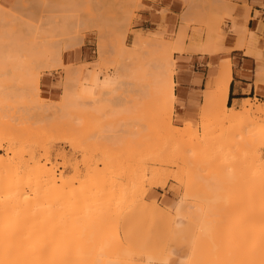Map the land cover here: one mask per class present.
<instances>
[{"label": "rangeland", "instance_id": "obj_1", "mask_svg": "<svg viewBox=\"0 0 264 264\" xmlns=\"http://www.w3.org/2000/svg\"><path fill=\"white\" fill-rule=\"evenodd\" d=\"M169 1H173L174 2V5H176L175 7L173 5L172 10L169 7V3H170ZM150 3L155 4L157 7H159L158 10H156L155 8H152L151 6H149ZM180 4H182V8L179 7ZM51 7H53V8H51ZM54 8H56V9H54ZM236 8H238V6L232 4L229 0H0V134H2L4 136V138H7L9 136L8 138H11V141H12V139H14V137L16 139H18L19 141H21L20 139H23V141L25 140V144H26V142H28L26 144V146L30 145L29 147H31V149L29 151H31L32 148H34L32 151L35 150L37 156L44 157L45 156L44 155V152H45V149L46 148H47L46 150L49 149L52 152L53 162L55 163V165L58 168L57 173L58 174L61 173V175L59 174V176H60L59 178L62 179V180L59 179V182L63 181V179H65V178H68V180H72L73 181V184H74V185L72 184V186H71V188H72V189H70L71 192L68 191L69 194H64V196H62V197L65 198L66 197L65 195H70L73 192H76V194L79 191L81 192V195H80V192L77 194V195H80V196H77V197L78 198L80 197L81 199L80 198L78 199L76 197V200L75 199L73 200L74 202L72 203V206L70 205V207L72 208L73 206H75L73 204L76 203V206L74 208H72V211L73 210L76 211V209H78L79 206H80L81 209L84 210L83 207H85V205L87 204L86 203L87 200L84 199V196L86 198H88L86 196L87 194H89L90 196H92L95 193V192L94 193L91 192L93 190L88 191V190L91 189V187L92 188L94 187L93 188L94 191L96 189L97 190H100V191L102 189L108 190L107 188H109L110 185H111L110 183H112L110 180L113 179L112 180L113 183L111 185L112 188H110V190L112 192V189L115 188L114 190H115L116 193L114 192V194H112L111 197L115 196V197H113L115 199H113V198L112 199L113 200L118 199V201H117L118 203L121 201L120 202L121 204L119 203L120 205L116 201L111 200L110 197H109L110 200L106 199V196H107L106 193L108 191L106 193H105V191H102L100 197L98 196V194L100 192L97 191L98 194L97 193L96 194H97V196L99 197L100 200H96L97 199L96 195H93V197L91 198L93 201L96 200V201H99L97 203H100V202H102V199H103L102 196L104 195V197H105V199H103L104 202H106V201L107 202H111L112 201L113 204L117 203V205H115V207L112 204V202L109 203V204L113 205V207H111V205H109L107 202H106L107 204L105 203V205H107V207L109 205L111 208H114V210L113 209H110V212L112 210V211H114V213L112 212V214H113V216H111L112 219H110V217L108 219V220H111V222H113V223L111 224V222L109 221L108 222L109 224L106 223V226H104V227L102 226V229L100 228L101 230H99L97 232L98 234L100 232V235L102 236V238H103V235L104 236L105 235L109 236V234H107V233L111 232V230L115 229V227L118 228V230L120 232V235L122 237V236H124V234L126 232H129L130 234H132V233H134V231H136L138 229H141L142 224L143 225L148 224L149 221H145L144 222V217H143V214L141 213V211L145 207V201L154 202V203H156L158 205V207L166 208V209H167V207L165 205V201L166 200H168V201H176V200H178V201H184V202L187 201L188 202V203H186L187 206L189 205V206L194 207L193 206V203H196L194 205H197L196 208H198L199 205H200L201 207L198 208V212H199V210L201 211L203 209L201 212L204 213V206L206 205L205 204L206 202L203 200V198H202V201H201V196L202 197H205V196H203L201 194L202 193V189H200L202 187V185H204L203 182H206V180L204 181V179L207 177L206 179H209L210 180L213 176H214L213 178L216 179L217 178V175H218L217 173H219L220 180L222 178V180L225 179L223 181H226L227 180V182H228L231 179H234L235 178V176H234V174H235L234 168L237 171V166H238V168L240 169V171H237V172H239V173H241L242 171L246 170L247 166H249V165H246V164H249L250 161L248 162L247 160L245 161L244 159H246L245 157L248 158V155H250L252 152L249 153V154H247V156H245L244 153L242 154V152H244L245 150L248 151L247 150V149H249V148H247L248 146L246 147L247 149H245L244 151H241V150H243L242 149L243 148V145L240 147L241 150L238 149L239 147H236L235 146L237 148L236 149L235 147H233L234 145H232V148L235 149V153L237 151H239L238 153L240 155L238 153L237 154L231 153V156L232 155H235V157L238 158V156L243 155L242 156L243 158L241 157V158L236 159L234 157V159H235L234 161H233V158H231V160L233 161L232 163L234 164V162L237 160L238 161V165H236V167L233 166V168H230V166H231V164H230V166L228 167L227 165H229V161H231L230 160V157H229L230 156L229 155L230 154V151H234V150L227 151L229 153L228 155H226V153L223 154L222 152H224V151L222 150V148L225 149V147L227 148V146L223 147L225 143L220 144L219 143V140H220V138H222L223 140L225 139V137H220V135L222 134L220 132L223 131V133H224L223 136H225V133H226L225 131L226 130H229L230 131V129L232 128V125L233 124L230 123V122H227V119L225 121L222 120V122L220 120V122H219V118H217L218 117V113L216 111L215 113H217L216 114L217 115L216 116L217 119L214 118V117L213 118L210 117V120H211V123H212V127L214 126L213 128L215 130L212 133L211 132V128H210L211 125H210V127H209L210 129L207 128L208 129L207 131L206 130H203V131H206V132H204V134H206L208 132V136L210 135L209 133H211V135H212V134H216L218 132L219 135L218 134L217 135L219 136L218 137L219 140H217L218 138L215 139V137H214V138H211V140H206L207 142H205V140H203L204 138L203 139L201 138L204 135L201 127L204 126V125H206V124H208L207 121L206 122L204 121L205 122V124H204V122L201 120L204 117L200 118L201 117L200 114H202L204 112V111L202 112V109L203 108L206 109L205 108V104H207V103H203L204 100H205L204 99L205 98L204 97V90L203 91L202 90L197 91L195 93L197 96L194 98V101H192L189 104H187V106H185L184 104L176 103L175 104V108L172 111L173 113L171 112V114H170V112L168 111V114H165L164 113V108L167 109L166 107H168V105L165 104L166 106L163 107L164 104H163V102L161 100L160 101L162 102V104L159 101H157V102H159L158 104L157 103L155 104V101H154L155 99L153 101L150 100L151 99L150 96H149L150 93L147 94L149 96L148 97L149 99H147V97H146V99H144L143 98L144 95L140 91V88L142 86L140 88H138L139 84H136V85H138L137 87H134L135 86L134 85L135 83L134 84L132 83L133 85H127V83L126 84H123L122 81H124V80H122V79H124V78L121 77L122 78L121 79L120 76H119L120 74H117V72H116V71L119 72L118 69L120 68V67H118L119 65H117V63L119 61L120 62L123 61V64L125 66L126 65L127 66L129 65L130 66L131 64H126L127 62L124 63L125 58L123 60H122V58H119V57H123V55L120 53L121 55L119 54V56H118L117 54L120 52L121 49H124L122 45H124V47H126L127 50H128V48L129 49L130 48H133L132 42L134 41V36L136 34H143L145 37H147V38H149L151 40L152 39H156V43L157 44L154 43L155 46L151 45V44H153L151 42L150 46H147L145 48H140V51L138 53L142 54V56H145L146 55L145 49H147V48H149L151 46L154 49V47L157 48L158 47V44L160 45L161 43H170L169 41H171V43H174L176 41V39L178 38V34H179L180 37H183V35L185 36V38L183 37L184 38V43L182 41L184 47H186L187 44H188L187 47L190 46L189 49H187V47L185 48V49H187L186 50V54H194V53L205 54V53H208L209 50H211V49H216V50H219L220 52L221 51H226V49L223 47L226 39L230 36V34H235V35H237V36H239L241 38L242 42L244 41L247 44L248 49H249V52L252 55H254L257 58V60L259 61V63L261 64V66L258 67V70H257V79H256V86L259 89V84L264 83V36L263 35L262 36H257V34L253 32L254 27H255L254 25H251V29L250 30L244 32L241 29L243 27V25L241 23H239V18L233 14L234 13V10ZM66 9L69 12L66 11ZM81 9H86V13H88L87 12V9L88 10L90 9L89 10V13H90V11H93L92 13H97L96 15L94 14L95 16H97V15L100 16V14H102L101 15L102 18L100 17V19H102L103 21H105L104 24H103L104 25V28L103 29L102 28L100 29L101 26L103 27V25H101L99 27V29L101 30V33L103 31L105 32V34H104V32L102 33L104 35V41H103V43L102 42L100 43V40H98L99 39V33H100V31H99V33L97 31V30H99L97 28L99 26L98 25L99 24L98 22L100 21V22L103 23V21L102 20H98L97 18H95V22H97V24H96L97 26H94V27H96L97 29L96 28H93V27L91 28L90 26L89 27H85V25L88 22H89V25H90V21H92L91 20L92 18H91V16L88 15V17H87L88 20L90 18L91 19H90V21H88L87 18H86V20H87V23L86 24H85V21H83L85 18L82 20L83 22L80 21L79 20V18H80L79 16H81V15H79V14H82V10ZM75 10H76V12H75ZM151 10L154 11L156 14H158L160 16V18H159V20L157 22H148V21H145L144 17L142 16L143 13H145L147 11H151ZM80 11H81V13H79ZM173 11H175L176 13H174ZM202 11L205 12V13L202 14L201 13ZM70 12H71V14L73 12V14L71 15ZM206 12H209V14L211 16H209L208 13H206ZM64 13L70 14L71 17L74 15V13H75V16L77 14V17H79L78 20L74 19V16H73L72 19L76 20V22L77 21H80V23L82 22L81 24L84 25V28L82 27V25L80 26L79 31L82 30L81 28H83V29H85V28L88 29L89 28L91 30H89V29L88 30L87 29L82 30V32L80 31L81 32L80 34L78 33V30H77L76 32L78 34L75 33L76 34L75 35V34H73V32H74L73 30L75 28L74 29H72V28L69 29L70 31H68V29H67V31L69 33H71V35H73L72 36L73 38H71V35L70 34H69L70 35V37H69L67 31L66 32L65 31L64 32H61L60 31L59 34H61V35L59 37H57L58 35L56 37L55 36L54 37L51 36V37H53L52 38V41H55V40H53L54 38L59 39L60 41L63 38L62 41H61V47L57 45V47L59 49L58 50L55 47L54 48L52 47L53 49H51V47L49 46L50 47V50H49V48L45 47L46 44L44 45L43 44L44 42H42L41 39L44 40L45 37H46V39L48 40V38H50L48 35H51L49 33L50 32H53L51 29L55 30V32H56L57 29L60 30L59 29L60 27L59 28L58 27L57 28L56 27H52V28H49L48 29V27H50V25L48 27H46V26L48 25L49 21L51 20L50 16H49V19L50 20H48L47 21L48 23L45 24V25H43L44 22H40L41 20L42 21L43 20L45 21V19H41V18H44L46 16L45 18L48 19V15H52L55 18H53L54 21L52 19V21H50V23L52 24V22H54V25H57V23L59 24V22L62 23V21H59V22L55 23V21H57L56 19H58L57 16L59 17V19H61L60 18L61 16H59V15L64 16ZM84 13H85V11H84ZM84 13H83V16L85 15ZM66 14H65V16H66ZM206 14L209 16V19H210V17L212 19V22L210 24L208 22H207L208 24L207 23H203V22H205V19H206V16L205 15ZM43 15H44V17H41ZM256 15H259V13L257 12ZM208 16H207V19H208ZM67 17H69V16L67 15ZM77 17H75V18H77ZM84 17H86V16H84ZM204 17H205L204 21L201 22ZM64 18H62V20H64ZM174 18L177 19V20H174ZM66 19H67L66 20V22H67L68 21V18H66ZM72 19H71V21L75 22ZM209 19H208V21L210 22L211 19L210 20ZM38 20H40V21H38ZM26 21L27 22H31V23L28 24ZM38 22L40 24H38ZM68 22H70V19H69ZM230 22H231V24L229 26V23ZM33 23H35V24L34 25H31ZM26 24H28V25L26 26ZM68 24L66 23V24H64V25L62 24V25L64 27L65 25H68ZM68 26H65V28H68ZM32 27L34 29H36L37 31L39 29V33H40V30L41 29L44 30V31H49V33L45 32V33L48 34L47 35L48 38H47V36L44 37L43 34H45V33L41 30V33H42V36L41 37L42 38L40 36L39 37H40V41L42 43H38L39 42L38 41L39 38L37 37L38 36L37 35L38 32L36 30H33ZM78 27H76V28L78 29ZM30 28H32V31L33 32L36 31L37 34L34 32L35 37H34V35H32V36L30 35V34H32ZM125 29H127V31L124 32V34H126L125 35L124 44H121V42H123V39H124L123 38V31ZM178 29L179 30L182 29V30L179 33H177L178 32ZM27 30H29V31L27 32ZM86 30L88 32H86ZM183 30H184V32H183ZM161 31H162V33L159 34V32H161ZM148 32H150L152 34H149ZM182 32L184 34H182ZM210 33H213L214 34V38H215V39L213 38L214 40L213 39H210L213 36ZM64 34H65V38L66 39L64 38ZM102 34H101V37H102ZM208 34H210V36H208ZM53 35H55V33H53ZM66 35H68V36H66ZM152 35L155 36V37L158 36L160 38L157 37L158 38L157 39L155 37H152ZM176 36H177V38H176ZM67 37L69 39H67ZM207 37H210V38H207ZM35 38H37V40ZM183 38H181V39H183ZM205 38H206V41L207 42L209 41V39H210V42L213 40V42H212L213 45H210V46H213V47H211V48L209 47L210 49L207 48V46H206L207 44L204 43L205 42ZM72 39H73V41H72ZM34 40H35V42H34ZM63 40L64 41H67L68 40V41L66 43H63ZM58 41H56L55 44H57ZM98 41H99V43H98ZM48 42L51 43L50 41H48ZM48 42L46 41V43H48ZM101 44H104L103 46H104L105 53L103 52V53L100 54L98 51L101 49ZM119 44H121L120 46H122V48L119 47ZM203 44H205V46H204L205 48L203 47L201 49V47H202ZM39 45L44 46V47L42 48ZM64 46H65V48L63 49ZM45 48H47L48 50L46 49L47 51H45ZM98 48H99V50H98ZM39 49H41V50L38 51ZM52 50H55V51H52ZM116 50L119 51V52L117 53ZM149 50H146V51L149 52ZM200 50L201 51L203 50V52H201ZM48 51L54 52V54H53L54 56L57 55L56 54V52H57L58 53V56L59 57L60 56L62 57V61H63V62H61V64H63V65H61L62 67L58 65V63L60 64V62H57L55 64V62H56L55 60L60 61V58L61 57L59 59H56L57 56H55L53 58V56H52V54L50 52H49L50 53V57L51 56L52 57L50 58V62H48L49 61V53H48ZM40 52H42V53L44 52L43 54L46 57L45 59H43V55ZM100 52H101V50H100ZM106 54H107V58L108 59H103L104 57L106 58ZM115 54L117 55V57H116ZM147 55H146L145 58H147ZM150 55H151V53L149 54V56ZM39 56H42V57H39ZM99 56H101V57H99ZM149 56H148V58H149ZM179 56L180 55L177 54V53L174 54V58L175 59H178ZM117 58H118V62H117ZM145 58L143 57V59H145ZM35 59H37L38 61L41 59L43 63L42 62L40 64L39 63H36L37 60H35ZM44 60H46V61H44ZM51 60L53 62H51ZM113 60L116 63L115 62L113 63ZM127 61H129V60L127 59ZM229 61H230V59H229ZM120 62L118 64H121L122 63V62L121 63ZM123 64H122V66H124ZM57 65H58V67H57ZM80 65H82V66H80ZM147 65H148V63H147ZM64 66H66V68ZM72 66H74L75 71H73V69L72 70L71 69H68L69 67L72 68ZM79 66L81 67V71L79 69L80 68ZM55 67L57 69H55ZM75 67H77L78 69L75 68ZM206 68L207 67H201L200 68L201 72L206 73L207 72V69ZM65 69L68 72H69V70H71V71L69 73L67 72L66 74H64L65 73ZM122 69H123V67H122ZM76 70H79V71L76 72ZM123 70H125V69H123ZM72 71H73V75H74L75 72H76V74H79V76L78 75L76 76V74H75V77H78V78L75 79V77L72 76ZM125 72H126V70H125ZM125 72L124 71L123 72L121 71V73H123L124 75H125ZM31 73H33L35 75L37 74V75L36 76L34 75L35 76L34 77V76H32L33 74H31ZM70 73H71V75H70ZM83 73H84V75H83V78L84 79H81ZM127 73H128V71H127ZM129 74L131 75V73H129ZM129 74H127V75L130 78H132L133 76L131 77ZM31 76L34 77L35 79L33 80V78ZM121 76H122V74H121ZM28 77L31 78V79L29 80ZM36 77L39 78V80H40L39 81V89H40L39 90V94H40L39 97L35 96L36 86H37L36 85V80H37ZM64 77H65V79H64ZM71 77L72 78L74 77L73 78V81H72V78ZM98 77H99V79H98ZM118 77L122 80V81L119 80V82H122V85L121 86L125 89V91H124L123 88H121V86H120L121 91H119V89H118L119 87L117 88V86H119V85H117V83L118 84H121V83L118 82V79H119ZM103 79H108L109 82L115 81L114 84H112L110 86H106V87H108L107 89L103 87L101 90H103L104 92L110 91L111 94L112 93L114 94V92H115L114 95L117 94L116 96L118 97V99H116L117 98L116 96H114L115 98L112 97L113 94L112 95L109 94L110 92L109 93L107 92V94L106 93L104 94L103 92H99V97L102 96V98L100 97L101 100H99L98 99L99 98L98 97V91L100 89L96 90V96L95 97H92L91 99H90V97H88L87 98L88 100L85 99V97H84V99L86 101H84V100L82 101L81 100V97L79 98V96H77L78 94L80 95V93H78V91H79L80 85H81V83H78L77 81H79V82L80 81L85 82L86 85L93 84L95 86V84L100 83V81L103 80ZM136 79L138 81L139 80H142V78L141 79L140 78L139 79L136 78ZM174 79H175V81L177 83H181V76L175 75V78ZM26 80H27V82H30L31 81L30 83H32V85H30L27 82L25 83ZM64 80L66 82V85L65 86H64ZM127 80H129V79H127ZM33 81H35V83ZM71 81H72L73 84L70 83ZM146 81L143 82V83H146L145 86L147 85V87H148L149 85L147 84ZM131 82L129 81V84H131ZM133 82H134V80H133ZM124 83H125V81H124ZM26 84H29V86L31 87V88L28 87V89H32V90L35 89V90H33L35 93L34 92H32V93L38 99L40 98L38 102L41 105V107L43 108L42 109L39 106L42 110H44L45 107L46 108H49L48 105H51L53 103L55 105V107H58L56 109V113H58V111L61 109L58 106L60 104L61 100L63 101V99H65V98H66V100H69V101H65L64 100L65 101V105L63 103L64 101L61 102V104H60L62 106V110L61 111H64L66 113L63 114L61 111H59V113L57 114L58 115V117H57L55 111L53 110V105H51L52 107L51 106L50 107H51V109L53 111L51 109H47L49 111L48 114H52L51 117H53V114H54L55 115L54 117H57V118L52 119L50 116L47 117L48 114L46 115V117L43 116V115H41L44 112L46 114V111L47 110L42 112L41 109H39L40 111L37 109V108H39L38 105H37V108L35 107V104L37 103V101L35 102V104L33 103L35 101L34 99H33L34 100L33 102L31 101L32 98L30 99V97H32L33 95L30 96L28 93H30L32 90H26ZM67 84H69V88L71 86L72 87L74 86V89L77 92V95H73V93H76V92H74L72 90L73 88L72 89H67L68 88L67 87ZM32 86H33V88H32ZM64 87H67V88L64 89ZM76 87H77L78 90L76 89ZM146 88H144V89H146ZM150 88L151 87L149 86V89ZM152 88H153V86H152ZM203 89H205V86L203 87ZM68 90L70 92H68ZM117 90L119 92L123 93V94L118 93ZM28 91H30V92H28ZM122 91H124V92H122ZM149 91H151V90H149ZM182 91H183L182 84L180 85V87L179 86L176 87L175 92H176V94H177L178 97H180V92H182ZM65 93H67V94H65ZM68 93L71 94V96L73 95L72 99H71V96L68 95ZM153 93H154V91H153ZM28 95L30 97H28ZM104 95H105L106 99L103 97ZM108 95H109V98L112 97V98H110V99H112L111 100L112 102L109 100ZM34 96H33V98H35ZM74 96L75 97L77 96L78 97L77 99H79L82 102L88 104V108H87L86 104H84V103L82 104V102H79V100H77V99H75L76 101L73 102V100H74L73 98H75ZM61 97H62V99H61ZM151 97H152V94H151ZM37 98H35V99L38 100ZM82 98H83V96H82ZM107 99H108V102H109V106L107 104L108 102L106 101ZM113 99L116 100V101H114ZM96 100L98 101V104L100 103L99 101L102 102L104 100L105 102L103 101V103H105L107 105H105V104L102 105L101 103L99 105L96 104L97 106H100V109H101V106H103L104 109H101V110L98 109L99 110L98 111L97 108H99V107H96V109H94L95 108L94 107L93 110H92L93 104L97 103V102H94ZM146 100H149V101H146ZM252 100H253L254 105H258V109L261 107L262 109H260V110H263V112H264V101H261V100H259L257 98H254ZM92 102H94V103H92ZM144 102H149V104L151 102V104L149 106L148 103L145 104ZM71 103H73V104L71 106L67 107L68 109L66 110V107L65 106H67L68 104H71ZM42 104H44L45 107H43ZM62 104L64 105V108H63V105ZM89 104H91V109H90L91 111L89 112L91 115L88 113V110H87V109L90 108L89 107ZM82 105H84L86 107L83 108ZM207 105H208V107H207ZM207 105H206V107L210 110V111L209 110L208 111L210 113H212V111H213L212 110V106H210L209 104H207ZM236 106L238 108H240L242 106V102L240 104L236 105ZM160 107H163V108H161V110L163 111L164 114H162L161 112H159L160 111ZM80 108H82V109H80ZM85 109L87 110V113H85L86 112ZM141 109H142V111L145 110V112H146L147 109H148L147 111L150 110L152 112L149 111L148 113L144 114L145 112H142ZM254 109L255 110H258L257 108H254ZM183 110L190 111L191 112L190 115L188 117L181 116L180 113ZM51 111H52V113H50ZM92 111L94 112V114H93ZM208 111H206L207 114L209 113ZM39 112L41 114H39ZM59 114H61V115L59 116ZM207 114L206 113L205 114H202V116H206ZM145 115H147V117ZM169 115H170L171 118L169 117ZM211 118L213 119V122H212V119ZM168 119H172V120H170V126L172 125V127H174V128L179 127V126H181V127L184 128V126L185 127L187 126L188 129H186V130H188V131L186 132V134H190V133L192 134L193 131L190 132V133H189V131L194 128L193 130L194 131H197L196 133L198 134L197 141L202 139V141H198L199 142L198 144H201L203 146V147L201 146V148H202V149L200 148L201 149L200 150L201 153L200 154L198 153V156L200 155L201 157H203V160L206 161V164L203 161V163H201L200 165H202V166L203 165H205V166L207 165L206 167L209 168V169L207 168L208 171L205 172L207 169H201L202 168L201 166L197 169V167H196L197 164L196 163H198V162H196V159L193 160V157L194 156L191 159V161L193 160L194 163H193V161L191 162L189 160V157L187 158L189 160V161L187 160V162L192 163L191 165L194 164V166H192V167L193 168L194 167L196 168V171L194 170L195 171L194 176H192L193 174L192 175L190 174V175H191L192 178L195 177V178H193V179H195V181L193 180L194 183H195V185H193L192 182H191V184L193 185V187H195L194 189L195 190H198V191H195L192 188V185H191V187H189L192 190L191 193H193V190H194V194L196 196L195 197V196H193L194 194H192V196L194 198H192V196L191 197H188L187 196V195L190 196L191 194H189L190 191L188 192V189L189 188L188 189H185L186 186H184V184H183V182H185V179H186V177H185L186 174H184L183 171L186 170L185 168H188V166H190V165L187 163L188 164V166H187L186 164H184L182 162L185 161L184 157L185 158L187 157V155L184 156L185 155V152L186 153L187 152L189 153V151H186L185 150V152H184V149H179V147L184 148V146L181 145L182 142H178V143H180L181 146L180 145L177 146L178 143L175 142V140H176V137L179 135V133L177 134V131L174 130V128L171 127L176 133L173 130H171L170 127L169 128H170L171 131L169 130V128L168 129L167 128L165 129L163 127V125L165 124V122H166L165 126L169 125L168 124L169 122H167ZM240 119H242V118H240ZM206 120H208V119L206 118ZM228 120L230 121V119H228ZM234 120L235 119H233V120L231 119V122L234 121ZM257 120L258 121H254V123L250 122L251 125H250V123L249 124L246 123L245 126L247 127L249 125V127L252 128L253 125H256V128L255 129H257V130L255 132L260 131L262 129L264 130V115L262 117H259V119H257ZM201 121H202V126H201ZM214 121H215V123L217 121L216 125H215ZM235 121L237 122V120H235ZM148 122H150V123H148ZM257 122H258V124H257ZM241 125H242V123H241ZM206 126H208V125H206ZM245 126H243V127H245ZM190 127L192 129L189 130ZM246 127H245V131L248 129ZM254 127H253V129H254ZM240 128H241L240 130L238 128L237 129L239 131H242V129H243L242 126ZM179 129H177V130L178 131L181 130V133H180V137L179 136L178 137L179 138L183 137V140H185V138L187 136L186 135H184V136L181 135L182 132L185 131L184 130L185 128L184 129H180V130ZM195 129H198V130H195ZM239 131H236L233 128L231 130V133H230L232 137L230 136L229 133L227 134V135H229L228 136V139H230V138H231V140L234 139V138L236 139V138H238L241 135L242 132H244L243 134H245L247 132V131L246 132L245 131H242L240 133ZM250 131H253V130L251 129ZM250 131H248V132H250ZM168 132H172L171 133V136H170V133H168ZM173 132H174V135L177 134V136L176 135L173 136ZM234 132L235 133L238 132V133H240V135L239 134H236L234 136V134H235ZM201 133H202V136H201ZM2 135H0V137ZM168 135L170 137H168ZM247 136H250V135H247ZM165 137H168V138L173 137V139H170V140H174L173 142L174 143H177L176 146L178 147V149L177 148H171L170 147V146H173L172 145L173 142L170 143V146L168 144L167 146H169V147H167L165 145V142H166L165 141L166 140ZM188 137H189V135H188ZM163 138H165V139H163ZM198 138H200V139H198ZM190 139H192V137ZM213 139H215V140H213ZM1 140H2L1 141V145H2V147H1V153L4 154L5 151H6V148L9 147L8 144H11L12 142L9 139H7L8 141H6L5 139L4 140L1 139ZM18 140H16V142H15L16 144H14V141H13V144L14 145H17V143L19 144V141ZM162 140H164V142ZM195 140L196 139H194L193 142ZM231 140H229V141H231ZM237 140L238 139L234 140L235 143H237L236 145H238L239 143H243V141H245V140H243V136L240 139L241 141L243 140L242 142H239V140L238 141ZM31 141L34 144H32ZM178 141H180V139ZM208 141H209V143H208ZM220 142H221V140H220ZM256 142H258V141H256ZM263 142L264 141H262V144H260V143L258 144L257 143L259 146L257 144H255L257 146L255 147V150H254V152H255L254 155L257 154V153H258V155L260 154L259 156L258 155H256V156H258L257 158L259 160L263 158L262 161H264V145H263L264 143ZM188 143H190L189 140L186 143V145ZM206 143L209 144L208 146H210V144L211 145H214L213 148L216 146V150H217V148H218L217 146L219 144H220V146L222 145L221 146L222 148H220V146H219V148H220V150L222 152L213 150L212 147H209L210 149H208ZM235 143H233V144H235ZM184 144H185V141H183V145ZM35 146H37V147H35ZM198 146H200V145H198ZM164 147H165V149H164ZM174 147H175V144H174ZM160 148H162V149H160ZM170 148H171V150H170ZM190 148L191 149H189V150H192L193 149L192 147H190ZM172 149L173 150L176 149V152L177 153H173L175 150L173 151ZM186 149H188V148H186ZM154 150H155V152H153ZM160 151L164 152V154H161L160 155L159 153H162ZM214 151H216V152H214ZM217 152L219 153V155H218ZM63 153H66V154H63ZM149 153H150V155H149ZM154 153L155 154L157 153V154L155 155ZM221 153H222V156H221ZM45 154H46V152H45ZM172 154H173V157L176 155L174 157L175 159L172 157ZM191 154H194V153L191 152L190 155ZM159 155H160V158L162 157L161 158L162 160H160V158L157 159V156L159 157ZM162 155L165 156V157L163 158ZM169 155L173 158L172 161H170L171 160V157H167ZM215 155H217L218 157L215 156ZM143 156H147V157H143ZM188 156H189V154H188ZM223 156H225L226 158L228 157L229 158V161H228V159H224ZM251 157H252V155H251ZM151 158H152V160H151ZM194 158H196V157H194ZM163 159H164V161H163ZM239 159H242L243 162L245 161L244 163H242V164L246 165V166L242 165V166H244V168L246 167L243 170H241L243 167L240 166L241 165L240 164L241 162L239 161ZM248 159H250V158H248ZM197 161H199V160H197ZM226 161H228V162H226ZM262 161H259V162L262 163ZM171 162H173L175 165L174 164L171 165ZM176 162H177V166H176ZM253 162H254V160H253ZM253 165L256 166L257 163H254ZM253 165L251 167L250 166L249 167L250 168H253ZM178 166H180V168L182 170L179 169ZM135 167L137 169H135ZM166 167H167V169H166ZM192 167H190V168L192 169ZM157 168L160 169V171H162V172L165 170V172L162 173L164 175L165 174H168L169 171H170V173L167 176L166 175L165 176L164 175H159L160 178L162 176V179H160V180L161 181L163 180V182H161L159 180L158 176H157V178H158V180L160 182L157 181V180H155V183H154V178H152V177H155V176L154 175L151 176L153 174V172L151 171V169L156 170ZM162 168H165V169H162ZM177 169L179 170L178 172H180V170H181V173H183V175L181 174L182 175L181 181L183 180L182 183L177 181L179 179L178 178L179 175L178 176L176 174L173 175V176H177V179L171 178L172 177V174L177 172ZM253 169H254V170H252L253 172L259 170V173H257V175L260 176L259 174H260L261 166H259V169L257 167V170H256V168H253ZM129 170H131L130 171L131 174L128 172ZM172 170L175 171V172H173ZM248 170H249L250 173H252L250 171L251 169L248 168ZM188 171H189V169H188ZM166 172H168V173H166ZM199 172H201L203 176L200 175L201 173H199ZM226 172H227V174H226ZM245 172L247 173V171H245ZM135 173H138L139 174V175L137 174L138 177H136V174ZM210 173H212L213 175H210ZM230 173H232V176H234V177H231V174ZM255 173L256 172H254V174ZM140 174L141 175L142 174L143 175L145 174V175L144 176L143 175L141 176ZM243 174H245V173L243 172ZM257 175H255V176L257 177ZM145 176L148 177V179ZM149 176L153 180L150 179ZM168 176H169V178H168ZM219 176H218V180L216 179V181H218V182H219ZM236 176H238V175L236 174ZM249 176H250V174H249ZM255 176H251L250 178H255ZM164 177L167 178V180ZM239 177L240 178L237 177V179H239V180L236 179V181L239 183V181L241 180L240 183H242V184L239 183V185H241L240 187H242V188H238L239 186H237V188L239 189V190H237V193L238 192L239 193L241 192L240 195L241 196L245 195L244 197L251 196V195H249L250 194L249 192H253V190L251 189L252 191L251 190L248 191L251 186H249L247 184L248 182H245L247 184L246 185L244 183V181H243L245 179H247V181H249L248 180V178H249L248 175L246 176L245 179H244L243 175H242V178H241V176H239ZM128 178L130 180H128ZM174 178H176V177H174ZM94 179H96V180H94ZM92 180L95 181V185L94 184L92 185V183L94 182ZM108 180L110 182H108ZM199 180L202 183V185H201V183H198ZM209 180H207L206 185H204V187L206 188V186H207L208 189L211 187L209 189V191H208V189L206 190V193L208 191L209 193H207V194L211 195L212 192H213L212 189H214V188H212L211 184L214 183V181H212V183H210V181L212 179L210 181ZM222 180H221V183H222ZM142 181H144V182H142ZM208 181H209L210 186L207 185ZM82 182H84V183H82ZM89 182H91V183L89 184ZM105 182H106V184H104ZM107 182H108V184H107ZM131 182L133 184H131ZM232 182H234V181H232ZM134 183H138L140 189L138 187H137V189H139V190L136 189V185L137 184H134ZM187 183L189 184L190 182H187ZM216 183L217 182H215V188H217V186H218L217 185L218 183L217 184ZM83 184H84V186L82 187ZM116 184L118 186H120L119 188H121V187H123V188H121L119 190V188H118V186ZM88 185H90V186L92 185L90 187V189L89 188H86V187H88ZM102 185L103 186L105 185L104 187H106V188H104ZM212 185H214V184H212ZM222 185H223V183H222ZM101 186H102V188H101ZM132 186L134 188H132ZM244 186H246V187L249 186V187L246 188ZM73 187H74V191H73ZM204 187H202V188L204 189ZM99 188H101V189H99ZM128 188H129V190L131 189L130 190L131 192L127 190ZM83 189H85V190L88 189V190L85 191ZM135 189L137 191H135ZM132 190H134V191H132ZM185 190H187V195L185 194L186 193ZM210 190H212V191H210ZM256 190H258V189H256ZM124 191H125L126 194H127V191H128V193L129 192H130V194L133 193L134 196L136 194V196L133 197V195L132 196L129 195V196H131L130 199H129V196L126 197ZM199 191L201 193H199ZM204 191H205V189H204ZM214 191H215V189H214ZM246 191H247V193H246ZM82 192H84V196L82 195L83 194ZM89 192H91V193H89ZM140 192L141 193L144 192V198L142 199L143 201L142 200L140 201L137 198L138 196L141 195ZM195 192H198L197 193L198 196H197V194ZM85 193H87V194L85 195ZM102 193H104V194H102ZM109 193H110V191L108 192V194ZM121 193H124L125 196L123 194H121ZM117 194H118V196H117ZM213 194H212V196H213ZM217 194L218 193L216 192V195ZM225 194L227 195V193H225ZM254 194H256V193H254ZM121 195H123L125 198H128L129 200L128 201L127 200L125 201V198L123 196H121ZM184 195H186L187 197H184ZM94 196H95L96 199H94ZM119 196H120V198H119ZM212 196H209L210 199H211ZM217 196H215V197L218 198ZM131 198H133L134 200L131 199ZM179 198H181V199H179ZM190 198H191V200H190ZM206 198H208V197H206ZM220 198H222V197H220ZM224 198L225 197H223L221 200H223ZM251 198H253V197L251 196ZM256 198H257V196H256ZM121 199L122 200L124 199V202ZM213 199H214L213 201L215 202L216 199L215 198H213ZM63 200L66 201L67 199L65 198ZM257 200L259 201L258 198H257ZM189 201H192V202L189 203ZM203 201L205 202L204 204H202ZM208 201H209V199H208ZM90 202L92 203V201H90ZM104 202H102L103 204L101 203L103 205V207H104ZM122 202L125 203V204H123ZM122 204H123V206L124 205L125 206L122 207ZM255 204H257V203H255ZM102 205H100V206H102ZM209 206L211 207V204H209ZM60 207H61L60 209H63V207H65L64 210H66L65 213L68 216V212L69 211H68V209H66V205L65 204L64 205H60ZM196 208L194 207V208H190V209H194L195 212H197ZM117 209H119V211ZM205 209H206V206H205ZM238 209H240V208H238ZM238 209H235V210L237 211ZM209 210H211V209H209ZM82 211H80V210L76 211L77 212V214H75V216H77L76 217V222L77 221H79V222L78 223H75V226H73V228H71L72 229V232H70L67 229H66V231L59 230L60 233L63 232L61 236L59 235L60 238H61L60 240L63 241V242L65 240V237H68V239H74L73 235H79L80 234V238H78V237L76 238L75 237L76 240H72V241L71 240H68V242H70V241L72 243L74 242L75 244L73 243V245H75L79 249H81L80 248L81 245H87V247H84V248H88L91 245L92 246H95L97 244H100L99 240H97L96 237H95L96 239L95 238L92 239V237H94V235L88 237V234H84L86 231H85V228L83 227L84 226L83 222H85V219H83V217H86V214H84V212L86 210L83 211V212ZM115 211L118 212L119 214H117ZM129 211H131L132 213L135 212V211H138V214H136V215L133 216V215H131V214L128 213ZM80 212H81V214H79ZM205 212H207V211H205ZM218 212H222V210H220ZM63 213H64V211H63ZM82 213L84 215H82ZM223 213H225V212H223ZM60 214H62V213H60ZM78 214L81 215V218L80 219H79ZM220 214H222V213H220ZM205 215L206 214L204 213L203 216H205ZM215 215H219V214H215ZM69 217L70 216L66 217V219L69 218ZM116 217H117V220L118 221H115L114 222V220H116ZM238 217H240V216H238ZM216 219H217V221H219V222H217V221L216 222L218 224H220L221 223L220 222L221 220H218L220 218H215V220ZM233 220L234 219L229 220V222H227V218H226V223H224L225 220H222L223 223H221L220 225H217V224L216 225L219 228L220 227L221 228L223 227V228L226 229V228H228L229 224H232V227H233L232 229H235L236 226H235V222ZM80 221L82 222V224H81ZM238 221H240V220H238ZM193 223L195 224V231H194L193 237H195L196 230H197V224L195 222H193ZM79 224H81V225H79ZM208 224L210 226V223H208ZM234 226H235V228H234ZM238 226H241V225H238ZM82 227L84 228V231L85 232L83 231ZM210 227H212V225ZM74 228L75 229H78V232L79 231L80 232L82 231L81 232L82 234L81 233L74 234V231H75V230H73ZM163 228L164 227H160V228H153V227H151V228H148V229H146V231L142 232V234L134 235L131 238L130 242L133 245H137L139 243L138 241L143 236H151L152 238L153 237H156L158 234H162L163 233ZM170 228H172V227L169 226L168 229H170ZM67 231H69V232H67ZM219 231H220V229H219ZM219 231L217 230L216 232L217 233H220ZM232 231L233 230H231V234H233ZM87 232H90V229H89V231L87 230ZM208 232H210V231H208ZM202 233H201L202 243H206L205 241H207L208 238L209 239L212 238V237H210L211 234H209V236L207 238L206 237L207 235H204L205 232L203 234ZM212 234H215V233H212ZM237 234H239L241 236H237ZM65 235H67V236H65ZM70 235H72V237H70ZM91 235H92V233H91ZM229 235L230 234H228L227 231H224L223 230V232H221L222 240L224 239V240L228 241ZM234 235H236V238H234L233 242L236 241V243H238L240 245V243L243 241V237H242L241 231L239 233L236 232V234H234ZM203 236H205L204 238L206 240L204 238H202ZM215 236H216V234H215ZM216 237L215 238H212V240L216 239ZM217 238H219V236ZM83 239H87V241L85 240L86 242H83ZM88 239L91 242H89V244H86L88 242ZM194 239L195 238H192V243H191V246H190V250H191V247L193 245ZM232 239H231V242H232ZM212 240H210V241L212 242ZM217 241H219V239ZM71 242H70V244H68L69 246H68L67 249H69V247H70L71 248L70 251L72 252V251L75 250L74 249L75 247L72 248L73 245H72ZM213 242H216V241H213ZM90 243H92V244H90ZM226 243L228 245L230 242L229 243L226 242ZM226 243H225V245H226ZM58 245H59V243H58ZM63 245H64V247L65 246L67 247V243H66V245L65 244H63ZM109 245L110 244H103L102 246H100L102 252L110 251L111 248H110ZM222 245L224 246V242L223 241H222L221 246ZM175 246L176 247H179L181 249H186L187 243H186V241H179V242H177L175 244ZM223 246H222V248H223ZM226 246L222 250H224V249L226 250L227 249ZM233 246H234V244H233ZM66 247H65V249H66ZM161 247L158 246V245L155 246L152 243H147L143 247L138 248L137 249L138 254H141L142 252L145 254L144 258H141L138 261L141 262V263H143V264H154V261H148L147 258H145V257L152 254V253H148L149 249H153V248L156 249V248H161ZM240 247L241 246H239V248ZM72 249H74V250H72ZM85 250H83V252ZM70 251L69 252L64 251L65 252V255H66L65 258L68 257L67 255H69L68 258L71 259V257L73 256V254ZM79 251H81V250H78L77 253L80 254ZM87 252L88 251H86V253ZM77 253H75V254H77ZM201 253H205V252L203 251ZM222 253H219V254L221 255ZM224 253H226L225 256L227 257V250ZM238 254L241 255L240 253H238ZM80 255L81 256H85L86 254L83 255L81 253ZM80 255H78V257ZM189 255H190V253H189ZM220 255L218 256V254H217V257L219 258V257L222 256V255L221 256ZM228 255H229V253H228ZM81 256L79 258H81ZM225 256H223V257H225ZM79 258H78V260H79ZM72 259H73L72 260L73 262L75 261V263H77V260H76L77 258L73 257ZM223 259H225V258H222L221 260H218V261L216 260V261L219 262L220 264H222L221 262H223ZM89 260H91V261H89ZM89 260H87V262H86L87 264H100V263H97L96 261H92L91 258ZM211 261L212 260H210V259L208 260V262H210V264H211ZM69 262L71 264V261L70 260H69ZM179 263H181L180 260H179L178 264ZM226 263L227 264H231V263H229L227 261H226Z\"/></svg>", "mask_w": 264, "mask_h": 264}, {"label": "bare ground", "instance_id": "obj_2", "mask_svg": "<svg viewBox=\"0 0 264 264\" xmlns=\"http://www.w3.org/2000/svg\"><path fill=\"white\" fill-rule=\"evenodd\" d=\"M55 6V5H54ZM53 6V7H54ZM50 7V6H49ZM53 7H51V8H53ZM74 7V6H73ZM72 7V8H73ZM50 8V9H51ZM71 8V9H72ZM54 9H56V8H54ZM68 9V8H67ZM66 9V11H68ZM47 10V9H46ZM70 10V9H69ZM82 10V14H79V15H81V16H79V17H77V14H76V16H75V13H74V19H76V20H78V18H79V20L80 21H82L84 18V20L83 21H85V24L87 23V20H88V15L89 16H91V20L92 21H90V19L88 20V21H90V25H89V22L85 25V27H93V28H96V27H94V26H97L96 24H97V22H95V18H97L98 20H102V19H100V17H101V15L102 14H100V16H95L97 13H92L93 11H90V13H89V10L87 9V12L88 13H86V9H81ZM51 11V10H50ZM72 11V10H71ZM84 11H85V13H84ZM44 12V11H43ZM57 12V11H56ZM69 12V11H68ZM75 12H76V10H75ZM79 13H81V11L79 12ZM83 13L85 14L84 16H86V17H84L83 16ZM202 14L203 13H205V12H201ZM200 13V14H201ZM206 13H208V15L209 16H211L210 14H209V12H206ZM62 14V13H61ZM65 14L66 13H64V16H62V15H59V16H61L60 18L61 19H59V17L57 16V18L58 19H56L57 21H55V23H57V22H59V21H62V23H60L59 22V24L57 23V25H54V22H52V24L50 23V21H52V19L53 18H55V17H53L52 15H48V19L47 18H45L44 17V15L43 16H41V17H44V18H41V19H45V21L43 20H38V21H40V22H44V24L43 25H45V24H47L48 22V20H50L49 19V16H50V18H51V20L49 21V23H48V25L46 26V27H48L49 25H50V27H48V29L49 28H52V27H60L59 29L60 30H56V32H55V30H53V29H51L53 32H50L49 33V31H44V30H42L44 33L45 32H47V33H49V34H51V35H48L47 33H45V34H43L44 35V37L45 36H49L50 38H48V36H47V38H48V40L46 39V37H45V41L43 40V39H41L42 40V42H44L43 44L45 45L46 44V46L45 47H47V48H49V50H50V47H51V49H53L54 47L55 48H57L58 49V47H57V45L58 46H60L61 47V41H62V39H61V41L59 40V39H56V38H54L53 40H55V41H52V38L55 36H57V37H59L61 34H59V32L61 31V32H66L67 31V29H68V31H70L69 29H74L72 32H73V34H80L81 32H82V30H85V29H87V28H85V29H83L84 28V25H82L81 23L83 22H81L80 23V21H77L76 22V20H74V19H72L73 18V16L71 17L70 16V14H71V12H70V14H66V16H65ZM72 14H73V12H72ZM71 14V15H72ZM95 14V15H94ZM99 14V13H98ZM67 15L69 16V17H67ZM207 14L205 15L206 16V19H205V17L202 19V21L201 22H203L204 21V19H205V22H203V23H211L212 22V19H211V17H210V19H211V21L209 22L208 21V19H209V16H208ZM52 16V17H51ZM83 16V17H82ZM93 16V17H92ZM207 16H208V19H207ZM65 17V18H64ZM75 17H77V18H75ZM62 18H64V20H62ZM66 18H68V21H69V19H70V22H66ZM86 18H87V20H86ZM102 18V17H101ZM139 18V17H138ZM71 19L72 20H74L75 22H73V21H71ZM96 19V20H97ZM209 19V20H210ZM53 21H54V19H53ZM103 21V20H102ZM27 22V21H26ZM34 22V21H33ZM37 22V21H36ZM35 22V23H36ZM80 24H79V23ZM94 22V23H93ZM104 22L105 21H103V23L102 22H98L99 24V26L97 27L98 29H99V27L101 26V25H103L104 24ZM24 23V22H23ZM28 24H30L31 22H27ZM35 23H33V24H31V25H34ZM68 24V25H65V26H68V28H65V26L63 27V25L64 24ZM72 25H71V24ZM93 23V24H92ZM102 23V24H101ZM207 23V24H208ZM28 24H26V26L28 25ZM38 24H40L39 22H38ZM63 24V25H62ZM95 24V25H94ZM52 25V26H51ZM61 25V26H60ZM74 25V26H73ZM79 27H78V26ZM82 25V27L83 28H81L82 30H80L79 31V29H80V26ZM37 26V25H36ZM73 26V27H72ZM45 27V28H46ZM76 27H78V29L76 28ZM33 28V27H32ZM32 28H30V30H31V32H32V34H30L31 36L32 35H34V32L36 33V29H34L33 28V30H36V31H32ZM62 28V29H61ZM66 30H65V29ZM96 28V29H97ZM103 29L104 28V25H103V27L101 26L100 27V29ZM180 28V27H179ZM183 28V27H182ZM89 29V28H88ZM87 29V30H88ZM97 30L98 31V33H99V31H100V33H99V39L98 40H100V43L102 42L103 43V41H104V35L101 33V30ZM41 30H40V33H41ZM50 30V31H51ZM78 30V33L76 32ZM86 30V32H88ZM89 30H91V29H89ZM182 30V29H181ZM181 30H179L178 29V32L177 33H179ZM187 30V29H186ZM29 30H27V32H28ZM58 31V32H57ZM67 31V32H68ZM127 31V29H125L124 31H123V42H121V44H124V40H125V35L126 34H124V32H126ZM129 31V30H128ZM215 31V30H214ZM38 38H39V42L38 43H42L41 41H40V37L42 36V33L40 34L39 33V29H38ZM96 32V31H95ZM164 32V31H163ZM183 32H184V30H183ZM182 32V34H184ZM212 32V31H211ZM30 33V32H29ZM28 33V34H29ZM53 33H55V35H53ZM57 33V34H56ZM84 33V32H83ZM149 34H152V33H150V32H148ZM160 33H162V31L161 32H159V34ZM71 35V33H69L68 32V35ZM75 34V35H76ZM101 34H102V37H101ZM104 34H105V32H104ZM166 34V33H165ZM210 34H212L213 36L210 38V37H207V38H210V39H213L214 38V34L213 33H210ZM210 34H208V36H210ZM68 35H66V36H68ZM70 35H69V37H70ZM82 35V34H81ZM154 35V34H153ZM152 35V37H155V36H153ZM164 35V34H163ZM217 35V34H216ZM30 36V37H31ZM40 36V37H39ZM51 36H53V37H51ZM73 35H71V38H73L72 37ZM79 36V35H78ZM83 36V35H82ZM81 36V37H82ZM34 37H35V35H34ZM151 37V36H150ZM158 37V36H157ZM157 37H155V38H157ZM183 37L185 38V36L183 35ZM183 37H180L179 36V34H178V38H177V36H176V41L174 42V43H171V41H169L170 43H161L160 45L158 44V47L156 48V47H154V49H153V47L151 46V47H149V48H147V49H145V52H146V55L149 53H151V55L149 56V54L147 55V58H145L146 57V55L145 56H142V54H140V53H138L139 51H140V48H145V47H147V46H150V44H151V42L153 43V44H151V45H153V46H155L154 45V43L155 44H157L156 43V39H149V38H147V37H145L143 34H136L135 36H134V41L132 42V44H133V48H128V50H127V48L126 47H124V45H122L123 46V48L124 49H121L120 50V52L119 51H117V55L119 56V54L121 53L122 55H123V57H119V58H122V60L125 58V60H124V63L125 62H127L126 64H131L130 66L128 65H124L123 64V61H119L121 64H118L119 62H118V58H117V65H119L118 67H120L118 70H119V72L118 71H116L117 72V74H120L119 76H120V78L121 77H123L124 79H122V80H124L125 81V83H124V81H122L119 77V79H118V82H119V80H121L122 82H123V84H126L127 83V85H133L134 83V87H137L138 85H136V84H139V86H138V88H140L141 86V88H140V91H141V93L144 95L143 96V98L144 99H146V97H147V99H149L148 97L150 96V100H154L155 101V104L157 103H161L162 104V102H163V107L164 106H166V105H168V107H166L167 109H165L164 108V113L165 114H168V111L170 112V114H171V112L174 110V108H175V100H176V96H175V80H174V77H175V73H176V68H175V58H174V54L175 53H177V52H186V50L187 49H189V47H187V45H186V47H187V49H185L186 47H184V45H183V43H184V38ZM42 38V37H41ZM64 38H65V34H64ZM83 38V37H82ZM101 38V39H100ZM158 38H160V37H158ZM157 38V39H158ZM181 38H183V39H181ZM36 40H37V38H35ZM51 39V40H50ZM66 39V38H65ZM67 39H69L68 37H67ZM173 39V38H172ZM210 39H209V41L207 42L206 41V38H205V44H207L206 46H207V48H211V47H213V46H210V45H213V40L215 39H213L211 42H210ZM59 40V41H58ZM77 40V39H76ZM46 41L48 42V41H50L51 43H46ZM56 41H58V43L57 44H55L56 43ZM68 41V40H67ZM67 41H64L63 40V43H66ZM72 41H73V39H72ZM81 41V40H80ZM155 41V42H154ZM162 41V40H161ZM182 41H183V43H182ZM34 42H35V40H34ZM79 42V41H78ZM82 42V41H81ZM158 42V41H157ZM166 42V41H165ZM168 42V41H167ZM211 44H210V43ZM98 43H99V41H98ZM97 43V44H98ZM121 44H119V47H121L122 48V46H120ZM205 44H203L202 45V47H201V49L205 46ZM42 45V44H41ZM41 45H39V46H41ZM48 45V46H47ZM56 45V46H55ZM63 45V44H62ZM104 44H101V52H100V50H99V48H98V52L101 54V53H105V50H104V46H103ZM50 46V47H49ZM66 46V45H65ZM65 46L63 47V49L65 48ZM69 46V45H68ZM100 46V45H99ZM98 46V47H99ZM131 46V45H130ZM157 46V45H156ZM42 48L44 47V46H41ZM40 47V48H41ZM53 47V48H52ZM59 47V48H60ZM132 47V46H131ZM47 48H45V51H47L48 49ZM68 48V47H67ZM193 48V47H192ZM205 48V47H204ZM206 48V49H207ZM209 48V49H210ZM47 49V50H46ZM62 49V48H61ZM60 49V50H61ZM62 49V50H63ZM119 49V48H118ZM150 49V50H149ZM153 49V50H152ZM191 49V48H190ZM195 49V48H194ZM41 49H39L38 51H40ZM56 50V49H55ZM55 50H52V51H55ZM59 50V49H58ZM57 50V51H58ZM104 50V51H103ZM123 50V51H122ZM146 50H149V52L148 51H146ZM192 50V49H191ZM199 50V49H198ZM197 50V51H198ZM201 51V50H200ZM214 51H216V49H211V50H209V52H214ZM50 51H48V53H49ZM60 52V51H59ZM62 52V51H61ZM148 52V53H147ZM201 52H203V50L201 51ZM42 55H43V59H45L46 57H45V55L42 53V52H40ZM47 53V54H48ZM51 54H52V56H53V58L55 57V56H57L56 57V59H59L60 57L58 56V53L56 52V54L57 55H53L54 54V52H50ZM50 53H49V61L48 62H50V58L52 57H50ZM39 54V53H38ZM62 54V53H61ZM60 54V55H61ZM120 54V55H121ZM139 54V55H138ZM105 55V54H104ZM116 55V54H115ZM117 55H116V57H117ZM148 56H149V58H148ZM39 57H42V56H39ZM99 57H101V56H99ZM104 57V56H103ZM143 57L145 58V59H143ZM129 60V61H127V59ZM38 59V58H37ZM37 59H35V60H37ZM42 59V58H41ZM37 60V62L36 63H41L42 62V60ZM103 59H108L107 58V54H106V58L104 57ZM47 60V59H46ZM46 60H44V61H46ZM53 60V59H52ZM51 60V62H53ZM56 62H55V64L57 63V62H60V64L58 63V65L59 66H61V65H63V64H61V62H63L62 61V57L60 58V61H58V60H55ZM100 61V60H99ZM104 61V60H103ZM115 61L113 60V63H114ZM130 62V63H129ZM43 63V62H42ZM116 63V62H115ZM147 63H148V65H147ZM50 64V63H49ZM54 64V63H53ZM122 64L124 65V66H122ZM58 65H57V67H58ZM86 65V64H85ZM84 65V66H85ZM101 65V64H100ZM49 66V65H48ZM53 66V65H52ZM80 66H82V65H80ZM79 66V67H80ZM87 66V65H86ZM62 67V66H61ZM60 67V68H61ZM65 68H66V66H64ZM117 67V68H118ZM122 67H123V69H125L126 70V72H125V70H123L122 69ZM127 67V68H126ZM220 68H219V71H218V75L215 77V78H213V79H209L210 80V82L207 84V89L204 91V102L203 103H207V104H209L210 106H212V113H210L209 111V109L207 108L208 107V105L207 104H205V108L206 109H202V112L204 111L206 114H207V112L206 111H208L209 113L206 115V116H202V114H205L204 112L202 113V114H200L201 115V117L200 118H202V117H204V118H202L201 120L204 122H206L207 121V123L208 124H206V125H208V126H206V125H204L205 124V122H204V126H202V121H201V126L204 128H202L201 127V129H202V131L203 130H208L207 128H209L210 127V125H211V132L213 133V131L215 130L213 127H212V123H211V120H210V117H214V118H216V114L218 113V117L217 118H219V122H220V120H221V122H222V120L223 121H225L226 119H227V122H230V123H232L233 125H232V128L230 129V131L229 130H226L225 132V136H223L224 135V133H223V131L222 132H220V133H222L221 135H220V137H225V139L223 140L222 138H220V140H221V142H220V140H219V134H218V132L216 133V134H212L211 135V133H209L210 135L208 136V132L206 133V134H204V132H206V131H203V134L205 135H203L202 136V133H201V138L203 139V140H205V142H207L206 140H211V138H214L215 137V139L216 138H218L217 140H219V143L220 144H223V143H225L224 144V146L223 147H225V146H227V148L225 147V149H223L221 146H220V144L217 146L218 148H217V150H216V146L213 148V146L214 145H211L210 144V146H208L209 144H207V148L208 149H210L209 147H212V149L213 150H216V151H220V152H222L221 150H220V148H222V150L224 151V152H222L223 154H225L226 153V155H228L229 153L227 152V151H230V150H234V151H230V160H231V158H233V161L235 160L234 159V157H235V155H232L231 156V153H235V149H233L232 148V145H234L233 147H239L238 149L239 150H241V146L243 145V150H241V151H244L245 149H247V148H249V149H247L248 151H244V152H242V154L244 153V155L245 156H247V154H249V153H251L250 155H248V158H250V159H248L247 157H245L246 159H244L245 161L247 160L248 162H249V164H246V165H249L250 167L254 164V163H257V167H258V169H259V166H261V169H260V176H258L257 175V173H259V170H257V167L256 166H254L253 165V168H256V170L257 171H254V172H256L255 174H254V172L252 171V170H254L253 168H250L249 166H247V168H246V170H244V171H242L241 173H239V172H237V171H240V169L238 168V166H237V171L235 170V168H234V172H235V174H234V176H235V180L234 179H231L230 181H228L227 182V180L226 181H223V180H225V179H223L222 180V178H221V180H222V183H223V185H222V183H221V180H220V176H219V173H217L218 175H217V180H218V176H219V182L218 181H216V179L215 178H211L210 180L209 179H204V181L206 180V182H207V180H209L210 181V183H212V181H214V183H212V184H214V185H212L211 184V186H212V188H214L215 189V191H214V189H212L213 190V192H212V194H213V196H212V194L211 195H209V194H207V193H209L208 191H209V189L211 188H207V186H206V188L204 187V185H206V182H203V184L204 185H202V183L200 182V180H199V182L198 183H201V185H202V187H204V189H205V191H204V189L201 187L200 189H202V193L199 191V193H201L203 196H205V197H202L201 196V201H202V198H203V200L206 202H204L203 201V203L202 204H206L205 206H206V209H205V206H204V213L206 214L205 216L207 217H205V216H203V214L204 213H202L201 211L203 210H199V212H198V208H200L201 206L199 205V207L198 208H196V206L197 205H194V204H196V203H193V206L196 208V210H197V212H195V210L194 209H190V208H194V207H192V206H187L186 205V203H188L187 201H176V203H175V206L173 207V210H170V209H166V208H161V207H158V205L156 204V203H154V202H148V201H145V207L143 208V210L141 211V213L143 214V217H144V222L145 221H149V223L148 224H146V225H143L142 224V226H141V229H138V230H136V231H134V233H132V234H130L129 232H126L125 234H124V236H122L121 237V235H120V232H119V230H118V228L117 227H115V229H113V230H111V232H109V233H107V234H109V236H107V235H103V238H102V236L100 235V232H99V234L97 233L99 230H101L102 229V226L104 227V226H106V223H108L109 221L111 222V220H108L109 219V217H110V219H112V217L111 216H113V214H112V212L114 213V211H112L111 210V212H110V209H113L114 210V208H111V207H113V205H114V207H115V205H117V201H118V199H116V200H113V199H115V198H113V197H115V196H113V197H111V195L112 194H114V192H115V188H113L112 189V192H111V190H110V188H112L111 187V185H112V183H113V179H111L110 181L112 182V183H110L111 185H110V187L109 188H107L108 190H104V189H102L101 191L100 190H95L94 191V187L92 188L91 186L94 184L95 185V181L94 180H96V179H94V180H92V181H94L93 183H92V185L90 186V185H88V187H86V188H89L90 189V187H91V189L90 190H88V189H83V190H85V191H91V190H93V191H91V192H95L93 195H96V197H97V199L95 198V196H94V199H96V200H100L99 199V197L101 196V192L102 191H105V193L108 191H110V193L108 194V192L106 193L107 194V196H106V199H108V200H110V198H111V200H113V201H116L117 203H115V204H113V202H112V204L113 205H111V204H109V203H111V202H107L106 200V202L109 204V205H111V207L108 205V207H107V205H105V203L106 202H104V200L103 199H105V197H104V195L102 196V202H104V207H103V203L102 202H100V203H97V202H99V201H96V200H92L91 198L93 197V195L92 196H90L89 194H87V193H85V195L90 199H88V198H86L85 196H84V192H82L83 194V196H84V199H86L87 201H86V205H85V207H83L84 208V210L83 209H81L80 208V206H79V208L78 209H76V211H78V210H80V211H85L84 212V214H86V217H83V219H85V222H83V224H84V228H85V231H84V228L82 227V229H83V231L85 232L84 234H88V237L89 236H93L94 235V237H92V239H94L95 237L97 238V240H99V242H100V244H97V245H95V246H90V247H88V248H84V247H87V245H81V249H79L78 247H76L75 245H73V243L71 242L72 240H76L75 239V237L77 238H80V234L79 233H81L80 231L78 232V229H73V230H77L76 232L74 231V234H79V235H73V237H74V239H68V237H65V240H64V242L63 241H61L60 239V236L62 235V233H60V231L59 230H64V231H66V229L67 230H69L70 232H72V229L71 228H73V226H75V223H78L79 221H77L76 222V217L77 216H75V214H77V212L75 211V210H73L72 211V208H74L75 206H76V203H74L73 205H75V206H73L72 208L70 207V205L72 206V203L74 202L73 200L75 199L76 200V197L77 196H80L81 195V192H80V195H77L79 192H77V194H76V192H73L74 191V187H73V193H71L70 195H65L66 197V201H64L63 199H65L64 197H62V196H64V194H69V192L68 191H70V189H72L71 188V186H72V184H73V181L72 180H68V178H65V179H63V181H61V182H59V174L61 175V173H57V170H58V168H57V166L55 165V163L53 162V159H52V152L48 149V150H46L45 149V152H46V154H45V152H44V157H42V156H37V154H36V152H35V150L34 151H32L34 148H32V150L31 151H29L30 149H31V147H29L30 145H28V146H26V144L28 143V142H26V144H25V140L23 141V139H20L21 141H19L18 139H16L14 136V139H12V141H11V138H4V136L2 135V134H0V135H2L0 138L1 139H5L6 141H8L7 139H9L12 143L11 144H8L9 145V147H7L6 148V151H5V153L4 154H2L1 153V147H2V145H1V139H0V264H67L68 262H69V260L71 261V264H87L86 262H87V260H89L90 258L92 259V261H96L97 263H100V264H143V263H141V262H139L138 260L139 259H141V258H144V256H145V254L142 252L141 254H138V251H137V249L138 248H141V247H143L144 245H146L147 243H152V244H154L155 246H162L161 248H153V249H149V251H148V253H152V254H157V255H168V253H167V247H168V244H169V241H170V238H171V235H172V232H173V229H174V225H175V222H176V220H177V218H182V219H185V220H188V221H190V222H195L196 224H197V230H196V235H195V237H193V238H195L194 239V242H193V245H192V247H191V250H189V251H191L190 252V255L186 258V259H183V260H180V262L181 263H179V264H210V262H208V260L210 259V260H212L211 261V264L213 263V264H220L219 262H217L218 260H221L222 258H225V259H223V262H221L222 264H227L226 263V261L227 262H229V263H233L234 261V263L235 264H264V161H262L263 160V158L262 159H258L257 157L260 155H258V153L257 154H255L254 155V150H255V147L260 143V144H262V141H264V130L262 129V130H260V131H257V132H255L257 129H255L256 128V125H253V127H254V129H253V127L252 128H250L249 127V125L246 127L245 125H246V123L247 124H249L250 122H252V123H254V121H258L257 119H259V117H262L263 115H264V112H263V110H260V109H262L261 107L258 109V105H254V103H253V100L252 99H246V100H244V101H242V106L240 107V108H237V107H235V106H228V99H229V92H230V83H231V81H232V70H231V65H230V63H229V61L227 60L226 61V63H222L221 64V66H219ZM75 68H77V67H75ZM116 68V69H117ZM55 69H57L56 67H55ZM68 69H73V71H75V69H74V66H72V68H68ZM67 69V70H68ZM78 69V68H77ZM80 69V71H81V67L79 68ZM71 70H69V72L71 71ZM123 72H125V75L123 74V73H121V71ZM73 71H72V76H74L75 77V74H76V72H78L79 70H76V72L74 73V75H73ZM127 71H128V73H127ZM68 71H66V69H65V73L64 74H66ZM68 72V73H69ZM35 73V72H34ZM37 73V72H36ZM41 73V72H40ZM129 74V73H131V77L132 78H130L127 74ZM31 74H33V73H31ZM39 74V73H38ZM121 74H122V76H121ZM35 74H33L32 76H34ZM37 75V74H36ZM35 75V76H36ZM70 75H71V73H70ZM69 75V76H70ZM79 76V74H76V76ZM83 75H84V73L82 74V78L81 79H84L83 78ZM93 75V74H92ZM91 75V76H92ZM127 75V76H126ZM30 76V75H29ZM31 76V77H32ZM34 76V77H35ZM90 76V77H91ZM34 77H32L33 78V80L35 79ZM38 77V76H37ZM36 77V78H37ZM73 77V78H74ZM110 77V76H109ZM127 77V78H126ZM29 78V77H28ZM72 78V77H71ZM70 78V79H71ZM73 78H72V81H73ZM76 78H78V77H75V79ZM136 78H142V80H137ZM31 78H29V80H30ZM64 79H65V77H64ZM98 79H99V77H98ZM127 79H129V80H127ZM133 80H134V82H133ZM147 80V81H146ZM39 78H37V80H36V93L33 91V90H35V89H28V87L29 88H31L30 86H29V84L30 85H32V83H30V82H27V80L25 81V83L27 82V83H29V84H26V90H32L31 92L30 91H28V92H30V93H28L30 96L31 95H33L34 96V94L32 93V92H34L35 93V96H37V97H39L40 96V94H39ZM72 81L70 82L71 84H73L72 83ZM77 81V80H76ZM98 81V80H97ZM129 81L131 82V84H129ZM147 82V84L151 87L150 89H149V86L147 87V85L145 86V84L146 83H143V82ZM260 81V80H259ZM34 83H35V81H33ZM69 82V81H68ZM78 83H81V85H80V89H79V91H78V93H80V95L78 94L77 95V92L75 91V89H74V86L72 87H70L69 88V84H67V87H64V89H72L74 92H76V93H73V95H77V96H79V98L81 97V100L83 101H86L85 99H87L88 97H90V99L92 98V97H95L96 96V90H98V89H100L99 91H98V97H99V92H103L104 94L106 93L107 94V92L109 93L110 91H107V92H104L103 90H101L103 87L104 88H108V87H106V86H110V85H112V84H114L115 83V81H113V82H109V80L108 79H103V80H101L100 81V83H97V84H95V86L93 85V84H91V85H86V83L85 82H82V81H77ZM122 82H119V83H121V84H118L117 83V85H119V86H117V88L119 89V91H121V89H120V86L122 85ZM142 82V83H141ZM77 83V84H78ZM133 83V84H132ZM141 83V84H140ZM70 84V85H71ZM66 85V82H65V80H64V86ZM78 85V86H79ZM95 88H94V87ZM116 86V85H115ZM145 86V87H144ZM152 86H153V88H152ZM133 87V88H134ZM147 87V88H146ZM32 88H33V86H32ZM121 88H123L122 86H121ZM143 88V89H142ZM144 88H146V89H144ZM76 89H77V87H76ZM124 89V88H123ZM127 89V88H126ZM153 89V90H152ZM78 90V89H77ZM105 90V89H104ZM144 90V91H143ZM149 90H151V91H149ZM106 91V90H105ZM118 90H117V92L118 93H121V92H119ZM124 91H125V89H124ZM124 91H122V92H124ZM138 91V90H137ZM143 91V92H142ZM153 91H154V93H153ZM68 92H70L69 90H68ZM72 92V91H71ZM146 92V93H145ZM150 93V94H149ZM156 93V94H155ZM64 94V93H63ZM65 94H67V93H65ZM102 94V93H101ZM100 94V95H101ZM109 94H111V92L109 93ZM113 94V93H112ZM111 94V95H112ZM114 94H115V92H114ZM113 94V96L112 97H114V96H116V95H114ZM121 94H123V93H121ZM141 94V95H142ZM147 94H149V96L147 95ZM151 94H152V97H151ZM28 95V97H30ZM68 95H70L71 96V94H69L68 93ZM73 95L71 96V99H72V97H73ZM103 95V94H102ZM157 95V96H156ZM33 96L32 97H30V99H31V101L33 102L34 100V104H35V102L37 101V103L35 104V107L37 108V105H38V107L40 106L41 107V105L39 104V99L37 98V97H35V98H37L38 100H36L35 98H33ZM61 96V95H60ZM65 96V95H64ZM75 97V98H73L74 100H73V102H75L76 100L75 99H77L78 97ZM82 96H83V98H82ZM107 96V95H106ZM84 97H85V99H84ZM101 98H102V96H100ZM98 98L99 100H101V98ZM105 99H106V97H105V95L103 96ZM112 97H110V98H112ZM117 97V96H116ZM155 97V98H154ZM108 98H109V95H108ZM109 98V100L111 101L112 99H110ZM115 98V97H114ZM120 98V97H119ZM157 98V99H156ZM34 99V100H33ZM61 99H62V97H61ZM68 99V98H67ZM96 99V98H95ZM94 99V100H95ZM116 99H118V97L116 98ZM69 101V100H66V98L65 99H63V101ZM77 100H79V99H77ZM81 100H79V102H82ZM88 100V99H87ZM114 100V99H113ZM162 102H161V101ZM62 100H61V102H63ZM65 101L63 102L64 103V105H65ZM104 101V100H103ZM103 101L101 102V101H99L102 105L103 104H105V103H103ZM107 102H108V99L106 100ZM114 101H116V100H114ZM146 101H149V100H146ZM151 101V102H152ZM157 101H159V102H157ZM50 102V101H49ZM61 102H60V104H61ZM94 102H97V103H95V104H93V107H92V110H93V108L94 109H96V107H99V108H97V110L99 109V110H101V109H104L103 108V106H101V109H100V106H97L96 104H98V101L96 100V101H94ZM94 102H92V103H94ZM105 102V101H104ZM112 102V101H111ZM110 102V103H111ZM151 102H150V104H151ZM165 102V103H164ZM57 103V102H56ZM68 103V102H67ZM84 102H82V104H83ZM99 103V104H100ZM145 104L146 103H148L149 104V102H144ZM153 103V102H152ZM58 105L59 106V108H61L59 111H61L62 110V106L61 105ZM73 103H71V104H68L67 106H65L66 107V110L68 109L67 107H69V106H71ZM79 104V103H78ZM84 104H86V103H84ZM98 104V105H99ZM108 104V106H109V102L107 103ZM107 104H105V105H107ZM147 104V105H148ZM150 104H149V106H150ZM160 104V105H161ZM166 104V105H165ZM51 105H53V110L55 111V113H56V109L58 108V107H55V105L52 103ZM51 105H48L49 106V108H46L45 106H44V104H42V106L43 107H45L44 108V110H42L40 107L39 108H37L38 110L39 109H41V111L43 112V111H46L47 109H51ZM63 105V104H62ZM64 105H63V108H64ZM159 105V106H160ZM206 105H207V107H206ZM47 106V107H48ZM51 106V107H50ZM57 106V105H56ZM61 106V107H60ZM86 106H87V108H88V104H86ZM86 106H84V105H82V107L84 108V107H86ZM255 106V107H254ZM89 109H87L88 110V113L91 111L90 109H91V104H89ZM148 107V106H147ZM163 107H160V111L159 112H161L162 114H164L163 113V111L161 110V108H163ZM203 107V106H202ZM106 108V107H105ZM254 108H257L258 110H255ZM80 109H82V108H80ZM149 109V108H148ZM147 109V110H148ZM217 109V110H216ZM52 110V109H51ZM52 110V111H53ZM87 110L85 109V113H87ZM98 110V111H99ZM146 110V112H145V110H143L142 111V109H141V111L142 112H145L144 114H146V113H148L149 111H147ZM40 111V110H39ZM52 111L50 112V113H52ZM59 111H58V113H59ZM82 111V110H81ZM166 111V112H165ZM217 111V113H215ZM63 114L64 113H66V112H64V111H61ZM83 112V111H82ZM93 112V111H92ZM150 112H152V111H150ZM214 112V113H213ZM49 113V111L47 110L46 111V114H45V112L43 113V114H41L40 112H39V114H41V115H43V116H45L46 117V115ZM54 113V112H53ZM58 113H56V115L58 114ZM96 113V112H95ZM173 113V112H172ZM62 114V115H63ZM90 114V113H89ZM93 114H94V112H93ZM143 114V115H144ZM211 116H210V115ZM61 114H59V116H60ZM91 115V114H90ZM148 115V114H147ZM147 115H145L146 117H147ZM51 117L52 116V114H48L47 115V117ZM55 115L53 114V117H54ZM208 116V117H207ZM51 117L52 119H55V118H57L58 117V115H57V117ZM63 117V116H62ZM141 117V116H140ZM144 117V116H143ZM169 117H170V115H169ZM168 117V118H169ZM61 118V117H60ZM171 118V117H170ZM206 118L208 119V120H206ZM211 118V119H212ZM216 118V119H217ZM240 118H242V119H239ZM143 119V118H142ZM146 119V118H145ZM155 119V118H154ZM228 119H230V121L228 120ZM231 119L233 120V119H235V120H237V122L235 121H232L231 122ZM244 119V120H243ZM256 119V120H255ZM263 119V118H262ZM147 120V119H146ZM170 120H172V119H168L167 120V122H169L168 124L169 125H167V126H165V124H166V122H165V124L163 125V127L166 129H168L169 127L171 128L172 127V125L170 126ZM210 120V121H209ZM215 120V119H214ZM218 121V120H217ZM217 121H216V123H217ZM239 121V122H238ZM242 121V122H241ZM210 122V123H209ZM212 122H213V119H212ZM234 122V123H233ZM148 123H150V122H148ZM214 123H215V121H214ZM216 123H215V125H216ZM241 123H242V125H241ZM256 123V122H255ZM257 124H258V122H257ZM260 124V123H259ZM250 125H251V123H250ZM234 126V127H233ZM242 126V131H245V127L246 128H248L245 132V134H243L244 132H242V131H239ZM243 126H245V127H243ZM206 127V128H205ZM170 128H169V130H170ZM172 128H174V127H172ZM171 128V130H173ZM184 129L185 131L184 132H182V134L181 135H186L187 137H188V135H189V137L191 138L192 137V139L194 138V139H196L194 142H193V140L192 139H190L189 137V139L186 137L185 138V140H183V137H181V138H179L180 137V133H181V130L180 129ZM184 128L183 127H181V126H179V127H176V128H174V130H176L177 131V134L179 133V137L177 136V134H175L177 137H176V140H175V142H182L181 143V145L182 146H184V148H182V147H179V149H184V152H185V150L186 151H189V156H188V154L185 152V155L184 156H186L187 155V157L185 158L184 157V159H185V161H183L182 163H184V164H186L187 166H188V164L190 165V166H188V168H185L184 166V168L186 169V170H184L183 172H184V174H186V179H185V182H183V180L181 181V177H182V175H183V173H181V168H180V166H178V168L179 169H181L180 170V172H178L179 170L177 169V172L176 173H173L172 174V177L171 178H173V179H177V176H178V182H183V184H184V186H186V188L185 189H188L189 187H191V185L193 184V185H195V183H194V181H195V179H193V178H195V177H191V175L192 176H194V173H195V171H196V168L194 169L192 166H194V164L193 165H191L192 163H189V162H187V158L189 157V160L191 161V159H192V157L194 156V157H196V158H194L193 157V160L194 159H196V162H198V163H196L197 164V169L201 166L202 168L201 169H207L208 167H206L205 165H200L201 163H203V157H201L200 155L198 156V153L200 154L201 152H200V150L202 149L201 148V144H198L199 142L198 141H202V139L201 140H198L197 141V137H198V134L196 133L197 131H194L191 127L189 128V130L190 129H192V130H190L189 131V133L190 132H192V136L190 135V134H186V132L188 131V130H186V129H188V127L186 126H184ZM198 128V127H197ZM209 128V129H210ZM234 128V130H236V131H239L240 133H241V135H240V133H238V132H234L233 134H234V136L236 135V134H239L240 136L238 137V138H236V139H238L239 140V142H242L243 140H245V141H243V143H239L238 145H236L237 143H235V141L234 140H236L235 138L234 139H232L231 140V138L230 139H228V136L229 135H227L228 133L230 134L231 133V130ZM239 130H238V129ZM250 128V129H249ZM259 128V127H258ZM177 129H179L180 131H178ZM253 130V131H250V130ZM170 130V131H171ZM173 130V131H174ZM195 130H198V129H195ZM183 131V130H182ZM229 131V132H228ZM248 131H250V132H248ZM175 132V131H174ZM174 132H173V136H175L174 135ZM168 133H170V136H171V133L172 132H168ZM176 133V132H175ZM194 133V134H193ZM200 133V132H199ZM218 134V135H217ZM11 135V134H10ZM207 135V136H206ZM247 135H250V136H247ZM166 136V135H165ZM169 135H168V137H170ZM217 136V137H216ZM230 136H231V134H230ZM243 136V140L241 141L240 139H241V137ZM245 136V137H244ZM12 137V138H13ZM168 137H165L166 138V142H165V145L167 146L168 144H169V146H170V143H172L174 140H170V139H173V137H171V138H168ZM232 137V136H231ZM165 138H163V139H165ZM175 139V138H174ZM180 139V141H178ZM189 140V142L190 143H188L187 145H186V143L188 142V140ZM198 139H200V138H198ZM215 139H213V140H215ZM227 139V140H226ZM16 140H18L19 141V144L17 143V145H14V144H16L15 142H16ZM168 140V141H167ZM182 140V141H181ZM187 140V141H186ZM223 140V141H222ZM229 140H231V141H229ZM237 140V141H238ZM13 141H14V144H13ZM17 141V142H18ZM27 141V140H26ZM35 141V140H34ZM159 141V140H158ZM163 142H164V140H162ZM171 141V142H170ZM183 141H185V144L183 145ZM197 141V142H196ZM228 141V142H227ZM256 141H258V142H256ZM168 142V143H167ZM31 143L32 144H34L32 141H31ZM172 143V145L173 146H170L171 148H177L178 149V147L177 146H179L180 145V143ZM193 145H192V144ZM201 143V142H200ZM208 143H209V141H208ZM230 143V144H229ZM233 143H235V144H233ZM245 143V144H244ZM258 143V144H257ZM264 143V142H263ZM3 144V143H2ZM30 144V143H29ZM174 144H175V147H174ZM176 144H177V146H176ZM204 144V143H203ZM255 144H257V145H255ZM159 145V144H158ZM162 145V144H161ZM164 145V144H163ZM164 145V146H165ZM180 145V146H181ZM197 145V146H196ZM198 145H200V146H198ZM205 145V144H204ZM264 145V144H263ZM169 146H167V147H169ZM206 146V145H205ZM219 146H220V148H219ZM230 146V147H229ZM248 146V147H247ZM259 146V145H258ZM28 147V148H27ZM35 147H37V146H35ZM166 147V148H167ZM190 147H192L193 149L192 150H189V149H191ZM199 147V148H198ZM203 147V146H202ZM235 147V148H236ZM247 147V148H246ZM171 148H170V150H171ZM186 148H188V149H186ZM195 148V149H194ZM201 148V149H200ZM232 148V149H231ZM254 148V149H253ZM160 149H162V148H160ZM164 149H165V147H164ZM163 149V150H164ZM199 149V150H198ZM237 149V148H236ZM258 149V148H257ZM158 150V149H157ZM162 150V151H163ZM173 150V149H172ZM175 150V151H174ZM173 151V153H177L176 152V149H174ZM194 150V151H193ZM207 150V149H206ZM162 151H160V152H162ZM169 151V150H168ZM167 151V152H168ZM192 153H194V154H191L190 155V153L191 152ZM205 151V150H204ZM211 151V150H210ZM216 151H214V152H216ZM237 151V150H236ZM151 152V151H150ZM153 152H155V150L153 151ZM239 151H237L235 154H237ZM169 153V152H168ZM212 153V152H211ZM218 153V152H217ZM216 153V154H217ZM222 153H221V156H222ZM246 153V154H245ZM63 154H66V153H63ZM147 154V153H146ZM155 154V153H154ZM157 154V153H156ZM155 154V155H156ZM160 155L161 154H164V152H162V153H159ZM239 154V153H238ZM43 155V154H42ZM62 155V154H61ZM144 155V154H143ZM149 155H150V153H149ZM160 155H159V157L157 156V159H159L160 158ZM168 155V154H167ZM175 155V154H174ZM197 155V156H196ZM218 155H219V153H218ZM225 155V156H226ZM240 155V154H239ZM251 155H252V157H251ZM256 155H258V156H256ZM63 156V155H62ZM163 156V155H162ZM176 156V155H175ZM174 156V157H175ZM203 156V155H202ZM215 156H217V155H215ZM225 156H223L224 157V159H228V161H229V158L227 157H225ZM237 156V155H236ZM243 155H241V156H238V158H241ZM250 156V157H249ZM143 157H147V156H143ZM165 156H163V158H164ZM167 157H171L170 155L169 156H167ZM166 157V158H167ZM172 157H173V154H172ZM171 157V160L170 161H172V159L174 158H172ZM218 157V156H217ZM255 157V158H254ZM156 158V157H155ZM162 158V157H161ZM160 158V160H162ZM165 158V159H166ZM222 158V157H221ZM236 158V157H235ZM238 158H236V159H238ZM243 158V157H242ZM260 158V157H259ZM144 159V158H143ZM148 159V158H147ZM170 159V158H169ZM175 159V158H174ZM202 159V160H201ZM108 160V159H107ZM145 160V159H144ZM149 160V159H148ZM151 160H152V158H151ZM156 160V159H155ZM188 160V161H189ZM192 160V161H193ZM197 160H199V161H197ZM223 160V159H222ZM253 160H254V162H253ZM256 160V161H255ZM109 161V160H108ZM163 161H164V159H163ZM169 161V160H168ZM167 161V162H168ZM169 161V162H170ZM176 161V160H175ZM191 161V162H192ZM228 161H226V162H228ZM232 160L231 161H229V165H227L228 167L230 166V164H231V166H230V168H233V166L234 167H236V165H238V161L236 160L235 162H234V164L232 163L233 162ZM239 161L241 162H239L241 165L240 166H242V165H244V164H242V163H244L243 162V160L242 159H239ZM259 161H262V163L261 162H259ZM140 162V161H139ZM157 162V161H156ZM168 162V163H169ZM205 162V164H206V161H204ZM253 162V163H252ZM143 163V162H142ZM167 163V164H168ZM188 163V164H187ZM193 163H194V161H193ZM225 163V162H224ZM252 163V164H251ZM141 164V163H140ZM172 164H174L173 162H171V165ZM251 164V165H250ZM175 165V164H174ZM246 165H244V166H246ZM176 166H177V162H176ZM244 166H242L243 168L241 169V170H243V169H245L244 168ZM145 167V166H144ZM143 167V168H144ZM190 167H192V169L190 168ZM147 168V167H146ZM155 168V167H154ZM160 168V167H159ZM248 168L249 169H251L250 171L252 172V173H250L249 172V170H248ZM135 169H137L136 167H135ZM162 169H165V168H162ZM166 169H167V167H166ZM188 169H189V171H188ZM209 169V168H208ZM208 169L205 171V172H207L208 171ZM145 170V169H144ZM176 170V169H175ZM193 172H191V171ZM195 170V171H194ZM200 170V169H199ZM198 170V171H199ZM130 171L131 170H129L128 172L130 173ZM136 171V170H135ZM146 171V170H145ZM150 171V170H149ZM151 171L153 172V174L151 175V176H155V177H152V178H154V183H155V180H157V181H159L160 179H162V176H161V178H160V176L159 175H164V174H162L163 172H165V170L162 172V171H160V169H156V170H154V169H151ZM150 171V172H151ZM168 171V170H167ZM173 171V170H172ZM188 171V172H187ZM233 171V170H232ZM245 171H247V173L245 172ZM137 172V171H136ZM140 172V171H139ZM142 172V171H141ZM173 172H175V171H173ZM186 172V173H185ZM204 172V173H205ZM231 172V171H230ZM233 172V173H234ZM243 172L245 173V174H243ZM144 173V172H143ZM166 173H168V172H166ZM169 173H170V171H169ZM168 173V174H169ZM172 173V172H171ZM199 173H201V172H199ZM131 174V173H130ZM136 174V177H138V173H135ZM138 174V175H137ZM168 174H165L166 176L168 175ZM174 174H176L177 176H173ZM182 174V175H181ZM191 174V175H190ZM197 174V173H196ZM216 174V173H215ZM226 174H227V172H226ZM231 174V177H234V176H232V173H230ZM236 174L238 175V176H236ZM249 174H250V176H249ZM254 174V175H253ZM66 175V174H65ZM141 175V174H140ZM143 175V174H142ZM141 175V176H142ZM145 175V174H144ZM143 175V176H144ZM164 175V176H165ZM181 175V176H180ZM189 175V176H188ZM200 175H202V173L200 174ZM205 175V174H204ZM210 175H213L212 173H210ZM242 175H243V177H244V179L246 178V176L248 175V180L249 181H247V179H245V180H243L244 181V183L245 182H248L247 184L249 185V186H251L250 187V189L248 190V191H250L251 189L253 190V192H249L248 194L249 195H251L253 198H251V196H249V197H244L245 195H243V196H241L240 195V193L238 194L237 193V190H239L238 188H242V187H240L241 185H239V183H240V181H239V183L236 181V179H237V177L238 178H240L239 176H241V178H242ZM255 175H257V177L255 176ZM119 176V175H118ZM157 176H158V178H159V180H158V178H157ZM170 176V175H169ZM169 176H168V178H169ZM203 176V175H202ZM251 176H255V178H250ZM130 177V176H129ZM140 177V176H139ZM146 177V176H145ZM144 177V178H145ZM174 177H176V178H174ZM184 177V176H183ZM189 177V178H188ZM201 177V176H200ZM216 177V176H215ZM147 179H148V177H146ZM149 178H150V176H149ZM152 178H150V179H152ZM157 178V179H156ZM165 178V177H164ZM163 178V179H164ZM204 178V177H203ZM202 178V179H203ZM209 178V177H208ZM227 178V177H226ZM166 180H167V178H165ZM184 179V178H183ZM201 179V180H202ZM60 180H62V179H60ZM128 180H130L129 178H128ZM144 180V179H143ZM153 180V179H152ZM194 180V181H193ZM237 180H239V179H237ZM254 180V181H253ZM109 180H108V182H110ZM150 181V180H149ZM156 181V182H157ZM161 181V180H160ZM159 181V182H160ZM165 181V180H164ZM209 181H208V183H207V185L208 186H210V184H209ZM232 181H234V182H232ZM242 181V182H243ZM108 182H107V184H108ZM142 182H144V181H142ZM161 182H163V180L161 181ZM187 182H190L189 184L187 183ZM191 182H192V184H191ZM215 182H217L216 184L218 185L217 186V188H215ZM252 182V183H251ZM82 183H84V182H82ZM81 183V184H82ZM91 182H89V184H90ZM186 183V184H185ZM197 183V182H196ZM225 183V184H224ZM232 183V184H231ZM87 184V183H86ZM104 184H106V182L104 183ZM131 184H133L132 182H131ZM134 184H137L138 185V183H134ZM160 184V183H159ZM167 184V183H166ZM237 184V185H236ZM240 184H242V183H240ZM246 184V183H245ZM244 184V185H245ZM246 184V185H247ZM74 185V184H73ZM117 185V184H116ZM136 185V189H137V187L139 188V185L137 186ZM145 185V184H144ZM161 185V184H160ZM182 185V184H181ZM193 185H192V188L194 189L195 187H193ZM200 185V184H199ZM222 185V186H221ZM254 185V186H253ZM84 186V184L82 185V187ZM103 186V185H102ZM102 186H101V188H102ZM105 186V185H104ZM103 186V187H104ZM118 186V185H117ZM127 186V185H126ZM125 186V187H126ZM214 186V187H213ZM237 186H239L238 188H237ZM249 186H247V187H249ZM258 188H257V187ZM120 186H118V188H119ZM124 187V188H125ZM198 187V186H197ZM244 187H246V186H244ZM246 187V188H247ZM76 188V187H75ZM85 188V187H84ZM101 188H99V189H101ZM104 188H106V187H104ZM121 188H123V187H121ZM121 188H119V190L121 189ZM132 188H134L133 186H132ZM142 188V187H141ZM199 188V187H198ZM126 189V188H125ZM135 189V191H137V190H139V189H137L136 190ZM197 189V188H196ZM208 189V191H207V193H206V190ZM256 189H258V190H256ZM118 190V191H119ZM124 190V189H123ZM128 191H130L129 190V188L127 189ZM143 190V189H142ZM195 190V189H194ZM194 190H193V193H191L192 192V190H191V188H189L188 189V192H189V194H191L190 196L189 195H187V190H185V194L188 196V197H191L192 196V194H194ZM212 190H210V191H212ZM222 192H221V191ZM241 190V189H240ZM251 190V191H252ZM260 190V191H259ZM78 191V190H77ZM97 191H99L100 193L98 194V192ZM122 191V190H121ZM128 191H127V194L125 193V191H124V193H125V195H126V197L127 196H129V195H133V197H135L136 196V194H135V196H134V194L133 193H131L130 194V192L128 193ZM132 191H134V190H132ZM141 191V190H140ZM183 191V190H182ZM195 191H198V190H195ZM245 191V190H244ZM68 192V193H67ZM71 192V191H70ZM91 192H89V193H91ZM216 192L218 193L217 195H216ZM221 192V193H220ZM234 192V193H233ZM243 192V191H242ZM98 194V196H97V194ZM116 193V192H115ZM124 193H121V194H123L124 195ZM135 193V192H134ZM138 193V192H137ZM143 193V194H142ZM140 192V196H138L137 198L141 201L143 198H144V192ZM196 194L198 193V192H195ZM211 193V192H210ZM225 193H227V195L225 194ZM229 193V194H228ZM246 193H247V191H246ZM254 193H256V194H254ZM102 194H104V193H102ZM139 194V193H138ZM221 196H220V195ZM225 194V195H224ZM237 194V195H236ZM254 194V195H253ZM123 195H121V196H123ZM124 195V196H125ZM186 195H184V197H187ZM212 196L211 197V199H210V197L209 196ZM117 196H118V194H117ZM116 196V197H117ZM123 196V197H124ZM131 196H129V199H130V197ZM193 196H195V194L193 195ZM192 196V198H194ZM197 196H198V194H197ZM215 196H217L218 198H216ZM248 196V195H247ZM256 196H257V198L259 199V201L257 200V198H256ZM108 197V198H107ZM110 197V198H109ZM122 197V198H123ZM181 197V196H180ZM196 197V196H195ZM206 197H208V198H206ZM220 197H225L223 200H221L222 198H220ZM243 197V198H242ZM78 198V197H77ZM80 198V197H79ZM78 198V199H79ZM83 198V197H82ZM113 198V199H112ZM119 198H120V196H119ZM125 198V197H124ZM213 198H215L216 200H215V202L213 201L214 199ZM220 198V199H219ZM256 198V199H255ZM81 199V198H80ZM83 199V200H84ZM128 198H125V201L127 200H129ZM131 199H133V198H131ZM179 199H181V198H179ZM198 199V198H197ZM206 199V200H205ZM208 199H209V201H208ZM219 199V200H218ZM255 199V200H254ZM122 200V199H121ZM134 200V199H133ZM136 200V199H135ZM183 200V199H182ZM190 200H191V198H190ZM211 200V201H210ZM252 200V201H251ZM85 201V200H84ZM90 201H92V203L90 202ZM120 201V200H119ZM123 202H124V199L122 200ZM143 201V200H142ZM213 201V202H212ZM254 201V202H253ZM90 202V203H89ZM95 202V203H94ZM121 202V201H120ZM119 202V203H120ZM122 202V203H123ZM134 202V201H133ZM132 202V203H133ZM190 202H192V201H189V203ZM81 203V202H80ZM89 203V204H88ZM102 203V204H101ZM106 203V204H107ZM118 203V204H119ZM211 204V207L209 206V204ZM214 203V204H213ZM254 203V204H253ZM255 203H257V204H255ZM66 205V209H68V216H70L69 218H67L66 219V217H68L67 216V214L65 213V211L66 210H64L65 209V207H63V209H60L61 207H60V205ZM78 204V203H77ZM121 204V203H120ZM119 204V205H120ZM123 204H125V203H123ZM123 204H122V207H124L123 206ZM69 205V206H68ZM100 205H102V206H100ZM130 205V204H129ZM128 205V206H129ZM68 206V207H67ZM84 206V205H83ZM203 206V205H202ZM210 208H209V207ZM216 206V207H215ZM213 207V208H212ZM253 207V208H252ZM77 208V207H76ZM117 208V207H116ZM120 208V207H119ZM127 208V207H126ZM188 208V209H187ZM203 208V207H202ZM215 208V209H214ZM219 208V209H218ZM238 208H240V209H238ZM71 209V210H70ZM190 209V210H189ZM209 209H211V210H209ZM213 209V210H212ZM235 209H238L237 211L235 210ZM118 211H119V209H117ZM220 210H222V212H218V211H220ZM234 210V211H233ZM63 211H64V213H63ZM82 211V212H83ZM194 211V212H193ZM205 211H207V212H205ZM212 211V212H211ZM216 211V212H215ZM231 213H230V212ZM116 212V211H115ZM202 214H201V213ZM218 212V213H217ZM223 212H225V213H223ZM227 212V213H226ZM229 212V213H228ZM236 212V213H235ZM60 213H62V214H60ZM112 215H111V214ZM117 214H119L118 212H116ZM129 214H131V215H136V214H138V211H135V212H131V211H129L128 212ZM210 213V214H209ZM220 213H222V214H220ZM241 213V214H240ZM65 214V215H64ZM70 214V215H69ZM74 214V215H73ZM79 214H81V212L79 213ZM78 214V216H79V219L81 218V215H79ZM83 213H82V215H84ZM110 214V215H109ZM215 214H219V215H215ZM224 214V215H223ZM227 214V215H226ZM229 214V215H228ZM231 214V215H230ZM240 214V215H239ZM208 215V216H207ZM210 215V216H209ZM212 215V216H211ZM215 215V216H214ZM226 215V216H225ZM237 217H236V216ZM74 216V217H73ZM224 216V217H223ZM238 216H240V217H238ZM214 217V218H213ZM222 217V218H221ZM229 217V218H228ZM119 218V217H118ZM215 218H220V219H218V220H221L220 222L221 223H223L222 222V220H225L224 221V223H226V218H227V222H229V220H232V219H234L233 221L235 222V226H236V228H235V226H234V228L235 229H232L233 227H232V224H229V226H228V228H219V227H217V225H220V224H218L217 222H219V221H217V219L215 220ZM231 218V219H230ZM242 218V219H241ZM75 219V220H74ZM229 219V220H228ZM108 220V221H107ZM238 220H240V221H238ZM75 221V222H74ZM115 221H118L117 220V217H116V220H114V222ZM217 221V222H216ZM81 222V221H80ZM214 222V223H213ZM113 222H111V224H112ZM208 223H210V226L212 225V227H210L209 226V224ZM81 224H82V222H81ZM81 224H79V225H81ZM88 224V225H87ZM109 224V223H108ZM107 224V225H108ZM217 224V225H216ZM87 225V226H86ZM215 227H214V226ZM224 225V224H223ZM238 225H241V226H238ZM72 226V227H71ZM169 226H171L172 228H170V229H168V227ZM222 226V225H221ZM238 226V227H237ZM91 227V228H90ZM151 227H153V228H160V227H164L163 228V233L162 234H158L156 237H151V236H143V237H141L140 238V240L138 241L139 243L137 244V245H133V244H131V242H130V240H131V238L134 236V235H139V234H142V232H144V231H146V229H148V228H151ZM101 228V229H100ZM215 228V229H214ZM89 231V229H90V232H87V230ZM219 229H220V231H219ZM224 231H227L228 232V234H230L229 235V237H228V241H226V240H222V237H221V232H223V230ZM237 229V230H236ZM219 231L220 233H217L216 231ZM222 230V231H221ZM231 230H233L232 231V233L233 234H231ZM69 231H67V232H69ZM113 231V232H112ZM208 231H210V232H208ZM213 231V232H212ZM215 231V232H214ZM241 231V233H242V237H243V241L240 243V245L238 244V243H236V241L235 242H233V240H234V238H236V235H234V234H236V232L237 233H239V232ZM155 232V231H154ZM204 233L205 232V234L204 235H207L206 237L208 238V236H209V234H211L210 235V237H212V238H215L216 236L218 237L219 236V238H217L216 237V239L218 240L219 239V241H217L216 239H214V240H212V238H208V240L207 241H205L206 243H202V240H201V233ZM91 233H92V235H91ZM112 233V234H111ZM202 233V234H203ZM212 233H215L216 234V236H215V234H212ZM82 234V233H81ZM155 234V233H154ZM60 235V236H59ZM100 235V236H99ZM65 236H67V235H65ZM237 236H241V235H239V234H237ZM70 237H72V235H70ZM205 236H203L202 238H204ZM95 238V239H96ZM99 238V239H98ZM233 238V239H232ZM205 239V238H204ZM224 242V246H223V248H225V246L227 245V243L226 242H230L227 246H226V250H227V257L225 256L226 255V253H224V252H226V250L224 249V250H222L223 248H222V246H221V244H222V241ZM231 239H232V242H231ZM68 240H71L70 242L72 243V245H73V247L72 248H74V249H72V250H74V251H70L71 250V248L69 247V249H67L68 248V244H70V242H68ZM87 241V239H83V242H86ZM206 240V239H205ZM210 240H212V242L210 241ZM230 240V241H229ZM60 241V242H59ZM213 241H216V242H213ZM226 241V242H225ZM89 242H91V241H89V239H88V242L86 243V244H89ZM219 242V243H218ZM58 243H59V245H58ZM66 243H67V247H66V249H65V247H64V245L63 244H65L66 245ZM192 243V242H191ZM221 243V244H220ZM225 243H226V245H225ZM232 243V244H231ZM75 244V243H74ZM90 244H92V243H90ZM103 244H110L109 246H110V248H111V250L110 251H107V252H102V250H101V247L100 246H102ZM209 244V245H208ZM233 244H234V246H233ZM238 244V245H237ZM239 246H241L240 248H239ZM231 247V248H230ZM78 248V249H77ZM86 249V250H85ZM88 249V250H87ZM230 249V250H229ZM78 250H81V251H79L80 252V254L82 253L83 255H85V256H81L79 253H77L78 252ZM83 250H85L84 252H83ZM64 251H67V252H71L72 254H73V256L71 257V259L70 258H68L69 257V255H67L68 257L67 258H65L66 257V255H65V252ZM86 251H88L87 253H86ZM205 252V253H201V252ZM74 252V253H73ZM223 252V253H222ZM70 253V254H71ZM75 253H77L78 255H80L81 256V258H79L78 257V255L77 254H75ZM172 253H174V252H172ZM201 253V254H200ZM219 253H222L221 255L219 254ZM228 253H229V255H228ZM238 253H240L241 255H239ZM71 254V255H72ZM176 254V253H175ZM205 254V255H204ZM217 254H218V256L220 255L221 257H217ZM224 254V255H223ZM70 255V256H71ZM88 255V256H87ZM87 256V257H86ZM175 256V255H174ZM215 256V257H214ZM223 256H225V257H223ZM73 257H75V258H77L76 260H77V263H75V261L73 262L72 260V258ZM180 256H178V258H179ZM214 257V258H213ZM78 258H79V260H78ZM67 259V260H66ZM217 260V261H216ZM68 261V262H67ZM89 261H91V260H89ZM88 261V262H89ZM216 262V263H215ZM233 263V264H234ZM68 264H70V262L68 263Z\"/></svg>", "mask_w": 264, "mask_h": 264}, {"label": "crops", "instance_id": "obj_3", "mask_svg": "<svg viewBox=\"0 0 264 264\" xmlns=\"http://www.w3.org/2000/svg\"><path fill=\"white\" fill-rule=\"evenodd\" d=\"M229 1L238 6L233 14L239 18V23L243 25L241 29L245 32L251 29V25H254L253 32L256 33L257 36H264V0ZM169 2V7L172 10L174 2ZM149 6L156 10L159 8L152 3H150ZM175 6L176 5H174V7ZM179 7L182 8V4H180ZM173 12L176 13L175 11ZM257 12L259 15H256ZM142 16L145 21L148 22H157L160 18V16L152 10L143 13ZM174 20L177 19L174 18ZM230 24L231 22L229 26ZM243 42L239 36L230 34L223 46L226 51L220 52L216 50L205 54H186V52H177L180 56L178 59H175V75L181 76V83L175 81V90L176 87H180L182 84L183 91L180 92V97H178L175 92V104L179 103L187 106V104L194 101V98L197 96L195 93L199 90L205 91L210 80L218 75L219 66H221L222 63H226L227 60L229 61V59L231 61H229V63L232 70V81L230 83L228 106L237 107L236 105L248 98H257L264 101V83L259 84V89L256 86L257 70L261 64L257 58L249 52L247 44ZM201 67H207V72H201ZM204 86L205 89H203ZM190 113V111L183 110L180 114L181 116L188 117ZM176 201L166 200L165 205L167 209L173 210ZM194 231L195 224L193 222L177 218L167 247L168 255L151 254L145 258H147L148 261H154V264H178L179 260L186 259L189 256ZM179 241H186V249L175 246ZM178 256L180 257L178 258Z\"/></svg>", "mask_w": 264, "mask_h": 264}]
</instances>
